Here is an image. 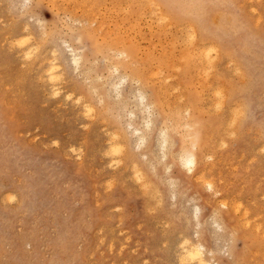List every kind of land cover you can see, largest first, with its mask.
I'll use <instances>...</instances> for the list:
<instances>
[{
  "label": "rangeland",
  "instance_id": "obj_1",
  "mask_svg": "<svg viewBox=\"0 0 264 264\" xmlns=\"http://www.w3.org/2000/svg\"><path fill=\"white\" fill-rule=\"evenodd\" d=\"M9 1H12L11 4L15 3L13 5V7H11L12 5L10 4ZM23 1H25V5H27V7L24 4H23L25 6V7L23 6L24 8L21 6V2L23 3ZM26 1L27 0H21V1L16 0V2H15V0H0V230H1L0 231V250H1L0 264H31V263L32 264H53V263L54 264H59V263L60 264H169V263H172V264H189V263H180V258H178V260L175 261V258L177 259V256L179 257V255H180V253L177 251L176 246H177L178 241H180L182 239V238H180V236L185 237L186 233L189 235L190 234L192 235L194 229H196L194 225L195 224L197 225V223H196L197 220H195V217H194V219L192 218L194 216V213H195V212L193 213V211H194L193 206L195 204V200L193 199L192 202H191V200L189 201L190 203L188 202V205H186V207H188L191 210H189L186 213V216L188 215L187 217L185 216L186 219L184 217L182 219L181 218L182 215L170 216V215L162 212L161 211L162 207L159 208L157 206L159 201H160L159 200L160 198H157L158 196L155 197L149 189L152 187L156 188L157 186L158 187L161 186L165 193H167V191L171 192L172 191L171 189L173 188L172 186H174L177 183V179H178V182H181V184L183 186L188 187L189 194H191L192 197L200 199L198 203L200 204L201 208H203V211L201 213V214H203L201 216V217H203V218H201L202 227H203L202 229L204 230V234L202 236L203 241L207 244V246L214 249L215 252L218 249V251L216 253L215 252L213 253L214 255H212V254L209 255V253H208L207 254L208 258H210V256L212 255L217 260H220L223 264H235L236 262H237L236 264H239V263L240 264H260V263L264 264V235H262V233L264 234V232L261 231V230H264V225H263L264 224V194H263L264 193V184H262V183H264V160H263L264 159V157H263L264 153H263V148L261 149V147L264 145V141L263 140L261 141V138L263 139V131H262L260 126L258 127V126H256V124L254 125L253 123H249V124L246 123V125L243 127L241 125L243 122V119L245 118V116L248 113L243 108H240L241 110L238 109L239 108L238 106L241 105V100L238 101V100H235L233 98V95H234L233 89L235 87L240 88L243 85L242 78H240V76H238L235 73L237 70H234L237 68L235 66L236 63L234 62V66H232V64L227 65V62L222 63L221 65L220 64L219 65L214 64V66L213 65L212 66H213V68L214 67L216 68L214 70L215 72L212 70L213 68L211 66L206 67L205 64H202L203 66L198 65V67L199 66L200 67L199 68L195 67L194 69H192V72H191V69L186 66V60H184V61L182 60V55L185 54L186 56H188V53H186L187 51L192 54V50L190 49L192 46L188 42L189 39L186 37L188 39V41H187V39H185V37L183 36V35H187V34H183L184 33L183 29L175 28L173 25H171V26L167 25L168 26V28H167L165 24H168V23H164L163 21L160 20V18H159L160 14L157 15L159 12H157V14H154V13L152 14L151 11H154L151 9L152 7L147 6V3H144L143 1H142V3H139V2H141L140 0H136V2H133V1L131 2L129 0L130 3L127 0H126L127 2L125 0H111V1L110 0H103V1L97 0V4H94V6H93L94 7L93 10H94V12L96 11V13H94L93 10L89 11V9H86V8H90L93 1H94V3H96L95 0H89V2L92 1V2H90L91 4L88 3V1L86 0L88 3V6L86 5L87 3L84 2V0H83V2H82V0H78V1L77 0H73V1L71 0L70 3L66 2V0L65 1L64 0H60V1L55 0V2H53L54 6L59 8L60 9L59 11H61L62 8L64 9L61 12H59V16L63 20H61L60 17L58 16V12L56 11L57 8L51 9V7H53V5L51 6L49 4L50 3L49 0H43V1L30 0L29 2L28 1L26 2ZM61 1H63V2H61ZM116 1H117V3H116ZM183 1H186V0H183ZM202 1H204L205 3L208 4V5L206 4V6L204 8V10L206 9L205 12L203 9H201L204 7V4L203 3H202L203 5L201 4ZM202 1L197 0V1H195V3L198 4V8H200L201 11L203 10L204 14L202 15L201 18H202V22L204 23L203 25L206 26L205 28H207L209 30H213V31H215V34L219 35L220 38H218V40H219L218 43L220 42L224 45H227L228 47L231 46L230 48H232V49L234 48L233 53L235 54V52H236L235 55H243L245 53L247 56L249 55V57L252 59L254 56L253 55L254 52H252L251 50H248L247 44L245 46L244 43L247 42L249 38H252V36L254 39H257V40H260V39H258V37L264 38V34H263L264 33V31H263L264 30V15H263L264 14V0H238V1L237 0H234V1L228 0V4H227V0H225V1H223V0H217V1L216 0H209V1L208 0H202ZM210 1L213 3L211 4ZM229 1L231 3L234 2L233 5L236 4L235 6L237 7V9L232 4H230ZM8 2H9V4H8ZM45 2L46 3L49 2L48 3L49 5L46 4ZM59 3H60V5H59ZM83 3L84 4L86 3V4L83 5ZM115 3L117 6L115 5ZM126 3H129V5L127 4L128 5V11L125 10V9H127ZM197 4H196V6H197ZM223 4H224V6H223ZM226 4H227V6H226ZM145 5L147 6V8L145 7ZM230 5H232V6H230ZM111 6H112V8H111ZM119 6H121L122 8ZM137 6L139 9H137ZM19 7H22L23 11L22 10L20 11L19 9H22V8H19ZM72 7H73V9H72ZM75 7L77 10L79 9L77 12H75L76 11ZM77 7H79V8H77ZM12 8H15V9L12 10ZM123 8H124V10H123ZM140 8L143 10V12H142V10H140ZM9 9H10V11H9ZM83 9H84V11L87 10V14H89L88 11L91 12L90 14H92V15L89 14L91 17H88L87 15H83L86 12L85 11L83 13ZM90 9H92V8H90ZM24 10L26 12H24ZM68 10H69V12H68ZM99 10H100V13H97V11H99ZM145 10H147L146 13L144 12ZM207 10H209L210 13ZM237 10H240V13ZM70 11L73 12V15H70L72 17V19L70 18V20H68V18H69L68 15L72 14V13H70ZM124 11H126L127 14H129L128 16L130 18L127 16V14H125ZM54 12L57 15H55ZM148 12L149 13L151 12V13L149 14ZM140 13L143 14L144 17H142V15ZM226 13H228V15ZM22 14H23V16H22ZM95 14H97V15H95ZM130 14L133 17L140 14V17L142 19H138V16H137V20L139 21L141 26L150 23L151 25L150 24L149 25L151 27H149V29L150 28L153 29L156 25L158 26V28L155 27L156 29L155 28L154 29L157 31H160V29H161V31H163V29L166 28V29H164V32L167 35L166 36L164 34L165 35V37H164L165 41H163L164 38H160V37L164 36L163 35L164 32H162V34H160L159 32L156 31V33L158 34L157 35L154 32V30L152 31L150 29V31L153 33L154 36L152 34H151L152 37L149 36L151 32L148 31L149 30L147 28L148 25H146L147 27H145V26L142 27L141 31H143L144 33L140 32V30H138V29H141V28H139L140 25L138 24V22H135L136 19H131L133 17ZM186 14L188 15V13H186ZM231 14H233L234 16ZM76 15L77 16L80 15V16H78L79 17L78 19L80 20L79 22L83 21L84 18L86 19V17H88L89 20L84 19L85 22L87 21V24L93 23V22H88V21H92V20L94 21L96 18L97 19L93 25L90 24L91 27L89 25L90 28H86L88 26L86 25V23L84 21L81 22L79 25V26H81V24H82V26H81L82 29H81L77 25V24H79V22H78V20H76L77 19ZM93 15H95L96 18ZM151 15H153V17ZM235 15H236V18H237V16H239L240 22L242 24L246 25V26L243 25L244 27L242 28L243 30H241V31L240 30L238 31V29H237V31H234V29L232 30V28L230 27L231 26L230 21L232 22V18H234ZM31 16L34 18H31ZM66 16H68V17H66ZM73 16H74V18H73ZM145 16H146L147 20L149 21V23H147L148 21L146 20ZM156 17H157L156 21H153ZM134 18H136V17H134ZM36 19L39 20L38 23L36 22V21H38ZM73 19L76 22V23H74V25L75 24L76 25L74 26L71 24L72 27L71 26L69 27L70 23H73V21H74ZM100 20H102L104 22V26ZM141 20L143 22L146 20L147 22L142 24L143 22ZM184 20H188V16ZM204 20L205 21L208 20V21L205 22ZM68 21H69V23H68ZM117 21L119 24L117 23ZM131 21H132V23H131ZM62 22H63V24H66V22H67V24H69V25H67V24L63 25ZM97 22H99V23H97ZM134 22L137 24H135ZM160 22L161 23L163 22L164 24L162 23V25H161ZM39 23L41 25H43L45 23L44 24L45 28L42 29L43 31L39 28L44 27V25L40 27ZM83 23H85L86 29L83 28L84 27ZM130 23L135 24L137 26L139 25L138 28L135 25H132V26H134V27H132L133 29L130 27L131 30H133V31L135 30L134 32L136 34L134 32H132L131 30H129L130 29L129 26H131ZM159 23L161 26L158 25ZM256 23L257 24L259 23L260 29L257 27L258 25ZM100 24H102L103 27H101V30L99 32L97 25H100ZM26 25H27V27L28 26L30 27L27 31L25 30ZM100 26H98V27H100ZM126 26H127V28H126ZM184 26H186V24ZM254 26H256L257 28ZM19 27H22V28L18 29ZM76 27L79 29H77ZM120 27H121V29H119ZM122 27H124V28H122ZM75 28L77 30H74L72 32V29H75ZM13 29H14V31H13ZM30 29H31V31H30ZM83 29H85V31ZM111 29H112V31H111ZM125 29H127L128 34L130 33L131 35H128L127 31ZM244 29H245V31H244ZM248 29H249V31H248ZM39 30H40V32H39ZM95 30L97 32H95ZM136 30H137V32L139 31L138 33L141 35H139L136 32ZM167 30H170V31H168V33L170 35H168ZM178 30H180V32H178ZM201 30H202V27H201ZM201 30H200V28L198 29L199 33H197V34H198L199 38H200V35H203L200 33ZM250 30L251 31L254 30V31L251 32ZM255 30L257 32H255ZM29 31L32 34L31 33L28 34ZM86 31H89V32H86ZM129 31H131V32H129ZM145 31L148 32L149 34L146 33ZM9 32H11V33H9ZM48 32L50 33V36H48L49 35ZM104 32L106 34H104ZM219 32H221V33H219ZM259 32H261V33L263 32L262 33L263 36ZM34 33L36 36L34 35ZM125 33L128 36L125 37ZM223 33L225 35H223ZM19 34H21V35H19ZM23 34H24V36H26V35L27 36L24 37ZM37 34H39V35H37ZM44 34H47V35L44 36ZM143 34L146 36H144ZM28 35H30V36H28ZM40 35H42L41 36L42 38L39 37ZM104 35H107L105 37V41L106 42L108 40L109 41H108V44H104V45H106V46H104L105 47L103 49L104 51H101L99 49L100 41H101V44H103L102 42L104 39H102V40H100V39L103 38L102 36H104ZM122 35L127 39H129V37L131 38L134 35V37H135L134 39H137L140 44H141V41L146 39V37L148 38V39H146L147 41L150 40V41H148L149 44L145 40L144 41L145 44H144V42H142L143 45L142 44L140 45V44H138V42H136L137 40L132 39L134 41V43L136 42V44H135L133 56L131 55L130 58H132V60L134 59L135 62H134V60L132 62L131 59L129 57H127V55L125 56L123 54L124 55V57H123V55L121 53H117L116 48L114 47V45L111 44L112 39L116 38V36H122ZM11 36H13L14 38ZM46 36H48V37H46ZM150 37L152 38V40L150 39ZM177 37H179V38H177ZM246 37H247V41H246ZM140 38H143V40H140ZM168 38H169V40H168ZM170 38H172V39H170ZM199 38H197V40H199ZM36 39H38L37 40L38 45L35 44L37 42ZM76 39L78 40V42L76 41ZM222 39H223V41H222ZM22 40L24 42H26V44L28 46L27 48L30 47L32 50L35 47L33 49L34 50L33 52L35 53V55H34V53H33V55L35 57H33V55L31 57L33 61L30 60V58L27 59V57H26V59H24L25 57H23V55L25 56V52L27 49L25 47L26 46L25 43L22 42ZM33 40H35V42ZM39 40H40V44H39ZM41 40H42V42H41ZM62 40H63V42H62ZM16 41H18V42H16ZM31 41H32V43H31ZM43 41H44V43H43ZM45 41H46V43H45ZM169 41L172 42V44ZM179 41H180V43H179ZM19 42H20L21 46L19 45ZM66 42H67V44L69 43L68 45L71 46L73 49H75V51L76 50L79 51V52L76 51L77 57L79 56V54H80V56H82L81 61L79 58L80 56L77 58L79 61L78 65L79 64H82V65L86 64V65L77 66V64H75L73 62L75 64L74 68H73V64L71 61H72V59L74 60V58H72L73 56L71 53L69 54V52H71L70 48H67V50L65 49L66 47H69L68 45L67 46L64 45ZM62 43H64V44H62ZM109 43H110V45H109ZM152 43L153 44L156 43V44H154L155 45L154 48H153L154 45H152ZM162 43H164L165 46L167 44L168 47L167 46H166L167 48L164 47V45ZM28 44H31V46H29ZM147 44L149 45V48L147 47L148 46ZM239 44H241L242 46ZM44 45H45V47H44ZM139 45H140V47L141 46L144 47V45H147L146 48H148L149 51L152 50L153 53H151V51L147 52L146 51L147 49L145 50V49H143V47L142 48L139 47V49H140V52H139V49H138ZM150 45H152V47ZM170 45H173V46H170ZM184 45H186V46H184ZM41 46L44 48L42 49ZM136 46H137V48H136ZM157 47H159V49ZM162 47H164V48H162ZM160 48H162V49H160ZM168 48H171V50H169ZM180 48H181V50L183 48V51L185 53L183 51H181ZM185 48H189L191 52L189 51V49H187V51H186ZM18 49H20V50L18 51ZM52 49H54L53 53H56V54H53L51 52ZM97 49H98V51H97ZM111 49H112V51L114 50L117 53V55H116V53L112 54ZM21 50H24V54H23V51H21ZM41 50H44L43 52H45V53H43V54L47 58H41L43 55ZM142 50H143V52H142ZM177 50L182 52V54ZM16 51H18V52L21 51L22 53L20 52L18 54V52H16ZM99 51H100V53H98ZM156 51H157V53H156ZM158 51H159V53H158ZM248 51H250L251 52L250 54H252L253 56L250 54H247ZM38 52L40 53L39 57H38V59H40L39 61H37L38 59L36 58V56H38ZM50 52L52 53L51 56H50V54H51ZM137 52L139 53V55ZM168 52L171 54H169ZM143 53H145V54L143 55ZM147 53H148V55H150V54L151 55L148 56V55H146ZM155 53L157 55L160 54V55H158L159 57L156 56ZM175 53L177 56L178 55L180 56V54H181L180 58H179V56L177 57L176 55H174ZM57 54H58V56H57ZM119 54L122 55V60L124 61V63H125L124 66L126 67V68L122 67L123 70L121 68L119 70V73L124 74L126 72V74H124V75L128 76L127 78H130V79L126 80L127 81L126 84L125 83L119 84L120 83V82H118L119 81V79H118L119 73L117 75V71L115 73L114 70L108 69L112 66L113 62H114V66L115 65L119 66V64L122 65L123 61L120 58H118V59L116 58V57H121V55H119ZM115 55H116V57H115ZM136 55L138 56V58H136ZM161 55L165 56L164 57L166 59V60L164 59L165 61L162 60L163 56H161ZM167 55L168 56L170 55V56L168 57ZM70 56L72 59L69 58ZM110 56H112L114 59L115 58L116 59L115 60L113 59L114 60L113 61L112 57H110ZM151 56H153L154 58L152 57L151 58L152 60H149L150 59L149 57H151ZM192 56L195 57L194 54H192ZM142 57H144V58H142ZM145 57H147V60H149L148 61L149 63H146L147 60ZM156 57H158L159 59ZM34 58H36L37 60H35ZM58 58H59V60H57ZM109 58H111V59H109ZM176 58H178V60L180 59L181 61L180 60L178 61ZM51 59L52 60L55 59V62L57 64L58 63L62 64V65L58 64L59 67H62V68L58 69L59 72L63 71V73H60V75H62V76L59 77V80L57 81L58 86L59 87L61 86L60 89L62 91V92H60V94H58L59 97H55V95H53L51 88L47 84V78H46L45 72H44L46 63L49 62V60L51 61ZM66 59H68V61ZM105 59H108V61L112 60L113 62L110 61L111 62V64H110V62L105 61ZM136 59L138 61L140 60L139 64L137 63ZM23 60L25 61V63ZM60 60H63L62 63ZM120 60H121V63L118 62ZM129 60L131 62H129ZM141 60L142 61L145 60V61L141 62ZM156 60H158L159 63L162 61L164 63V64H162L163 67L160 66L159 63H156L157 62ZM168 60L173 61V62H170ZM30 61H32V62H30ZM36 61H37V63H36ZM66 61H67V63H66ZM96 61L98 64L96 63ZM26 62L27 63H34V65L33 64H27ZM128 62L131 64H129ZM214 62L216 63L217 61L214 60ZM105 63L108 65H105ZM133 63H135V64L137 63L139 66H140V63H142V64L145 63L144 66L141 65V68L142 69H143V67H147V68L143 71L137 65L139 67V69H136L137 66H134ZM170 63H171V65H170ZM172 63H173V65H172ZM91 64H93V65H91ZM94 64L96 65V67ZM146 64H149L150 66L148 67V65H146ZM29 65H33V67L32 66L30 67ZM152 65L155 67L152 68L153 67ZM170 66H173V69H170L169 68ZM229 66H230V68H229ZM82 67H84L85 70ZM131 67H132V69H131ZM184 67L187 70H185ZM225 67H226V69H225ZM227 67H228V70H227ZM76 68L79 69V70H77L78 72L76 70H74ZM80 68L85 72L83 73V71ZM91 68H93L92 72L90 71ZM112 68H113V66L111 67V69ZM87 70L89 72V75H87L88 72L86 73ZM135 70L139 73V75L143 72L145 73L144 75L141 74L144 76L145 80H143V76L140 75L141 76V80H140L141 83L139 82L136 84V81L134 80L135 78L132 76V72ZM139 70H140V72H139ZM141 70L143 72H141ZM146 70H149L150 72L146 71ZM157 70H158V72H157ZM161 70L163 71V73ZM198 70H200L201 72L205 71V72H203L204 74L206 73V70L210 71V72L208 71V73L206 74L205 77L206 78L208 77L207 78L208 84L210 83L211 85L210 84L208 85L207 83H205L204 75L201 74L200 71L198 73ZM212 71L214 72V74ZM90 72L94 73V74H91ZM148 72H149V74H148ZM154 72H157L158 74H160L159 72H161L162 74H160V75H162V76H158L157 73H154ZM186 72H187V74H186ZM217 72L219 73L218 75H217ZM150 73L151 74L154 73V75H155L154 78ZM170 73H171V75L173 74V76H171V78L169 76L168 77L169 79H166L167 76L170 75ZM184 73H185V75H184ZM209 73H210V76H209ZM211 73L213 75H211ZM239 73L240 72H238V74ZM84 74H85V76H84ZM129 74H131V75H129ZM196 74L198 76L197 78H196ZM146 75H147V77H146ZM163 75H164V78H163ZM37 76L41 80H39L37 78ZM97 76L100 78L97 79L98 78ZM178 76L179 77L181 76V77L179 78ZM199 76H201V77H199ZM226 76H227V78H226ZM65 77H66V79H65ZM101 77H102V80H101ZM103 77H104V79H103ZM159 77H161V78L159 79ZM172 77H173V79H172ZM183 77H184V79H183ZM188 77H192V78L194 77L195 80L192 81L191 78H188ZM60 78L62 79V81ZM88 78H89V80H88ZM113 78H115V79H113ZM177 78H179V79H177ZM93 79H94V81H93ZM112 79H113V81H112ZM161 79L163 80L164 83L160 81ZM220 79H222V80H220ZM132 80H134L135 82H133ZM151 80H153V81L157 80V81H155V82L152 81L153 83L149 85L148 83H151ZM167 80H169V81H167ZM202 80L204 81V83L207 86L202 85V83H203ZM207 80H206V82H207ZM96 81H98L99 83L98 82H97L98 84L95 83ZM165 81L167 84H165ZM188 81L190 82V84H188ZM84 82H86V83H84ZM110 82H112V83L110 84ZM117 82H118V84H117ZM220 82H221V84H220ZM91 83H93V85ZM169 83H170V87L168 86ZM171 83H172V85H171ZM178 83H180V84H178ZM214 83L215 84L218 83V84L215 85ZM235 83H236V85H235ZM60 84H62V85H60ZM87 84H88V86H87ZM96 84H97V86H96ZM114 84L117 86H120V89L122 88L121 91H122L123 96H121L120 98L118 97V95L114 91L115 88H113V87H117V86H114ZM140 84H142L143 86ZM212 84L214 85V87ZM263 84H264V81H263ZM45 85H47L48 87ZM191 85H193V86H191ZM227 85L228 86L230 85L229 87H231V88L226 87ZM62 86H64V87H62ZM101 86H102V89H101ZM126 86L127 87L131 86V88L130 87L127 88ZM140 86H142L141 89H143V91L139 88ZM144 86H147V88L144 89L145 88ZM163 86L165 87V89ZM177 86H178V88H176ZM202 86H204V90L200 89V88H202ZM208 86H210L209 90H207ZM72 87H73V89H72ZM183 87L185 90L183 89ZM186 87L188 88V90ZM93 88H94V92H95V90H97L96 93L91 91ZM134 88L136 90L138 89V91L140 89L142 92L147 94L148 95L147 99L149 101L152 100L151 102L154 103V105H156L154 107V105L152 104V106H153V112L152 113L153 114L155 113L153 115V117H154L153 120L155 121L156 128L153 130V139L151 142L152 147H153L152 150L154 149V152H152V154H150L151 156H148L151 161L150 160L146 161L147 157L145 158V156H144V158L146 160H144L143 156L142 157L140 156L141 158L138 156L139 159H141L140 161L138 158H136L137 166L139 168V172L142 169L144 170V171L142 170L141 174L139 172L134 173V170L131 167L133 159H129V161H128V158H133V155H140L139 153L144 152V150L146 148V145H141L140 142H138L136 139H134V138H136V136L132 132V126L134 125V122H140L141 121L140 119L142 117L140 110L137 108V104L139 102L135 98L132 99V96H130V91L134 90ZM196 88H198L197 94L198 93L201 94L198 97H196L197 96L196 95ZM107 89H110L111 91L107 90ZM128 89H130V90H128ZM171 89L174 91H172ZM180 89L182 91L179 92ZM190 89L192 91H190ZM215 89H216V91H215ZM222 89L223 90L227 89V90H225L226 91L225 95L228 94L227 97L224 95L226 100H223L221 98V96L223 97V95H221V94L225 93ZM69 90L73 93L72 96H71V92ZM157 90H158L159 94L156 93ZM163 90H165V91H163ZM167 90L168 91L170 90L171 94L174 97L172 95L170 96V92H168ZM217 90H220V91H217ZM221 90L223 91V93ZM65 91L67 94L69 93V95H67L66 97L67 98L70 97L71 99L70 98L67 99L65 97V95H66ZM112 91H114V93L117 96ZM187 91H188V93H187ZM201 91H203V92H201ZM213 91L217 92V93L220 92V94H217V95H221V96H219L218 100L216 99L218 96L216 94H214ZM127 92H129V93H127ZM182 92H183V94H182ZM189 92H190V94H189ZM262 92L264 93V89ZM76 93L79 94V96L76 95ZM109 93L110 94L112 93L111 97H109V95H110ZM173 93H175V94H173ZM210 93H213L211 95H213L214 96L213 98H215V99H213L211 97ZM167 94H169V95H167ZM51 95H53V96H51ZM107 95L109 98L107 97ZM156 95H157V97H156ZM206 95H208V96L210 95L209 97H211V98H208ZM215 95H216V97H215ZM82 96L84 97L85 100L83 99ZM128 96L130 97V100H129ZM77 97L78 98L82 97V99H81L82 102H84V103L86 102V104L88 103L90 108L92 107L94 110L96 109L95 111L93 110L94 114L92 111L86 112V110L82 106L78 105L77 100H76ZM97 97L102 98L103 102H101L102 100L101 101L98 100ZM187 97H189V99ZM234 97H235V95H234ZM111 98H113V99H111ZM115 98H119V99L118 100L116 99V101L114 102ZM121 98H122V100H121ZM166 98H167V100H166ZM184 98H185V100H183ZM228 98H229V100H228ZM186 99H188V100L186 101ZM220 99H222L223 101L228 100L229 103H228V101L223 102ZM169 100H171V102ZM87 101H89V102H87ZM117 101L118 102L120 101L121 104L116 103ZM122 101H123V103H122ZM124 101H126V102L124 103ZM161 101L164 103H162ZM181 101H185L186 104H185V102H181ZM199 101H200V104H199ZM203 101H206V103ZM210 101H211V103H210ZM174 102H175V104H174ZM176 102H178V103L181 102L180 103L181 105L177 104ZM188 102L193 106L194 110L191 111V109H190V107L192 108L191 105L188 108L186 107L188 105L187 104ZM201 102L203 103V105H201L202 104ZM216 102L217 103L219 102V103L216 104ZM221 102H222V104H220ZM239 102H240V104H239ZM167 103L168 104L172 103L175 107L177 106L178 108L179 107H182V108H179L181 110H178L176 107L175 111H173V114H172V111L170 109L168 110L169 106ZM212 103L215 106H217V105L218 106L215 107V106H213ZM227 103L230 106H228ZM92 104H95V105L97 104L96 108L94 107L95 105H92ZM100 104H101V107H100ZM104 104H107V105H104ZM183 104H185L186 106ZM209 104H211L212 106H210ZM109 105H112V106H109ZM157 105H159V106H157ZM196 105L198 106L197 109H196ZM222 105H224V106L222 107ZM164 106H166V108ZM201 106L204 107V109H200V108H202ZM235 106H237L238 108H236ZM158 107H161V108H158ZM205 107H207L208 109ZM224 107H225V111L223 109ZM233 107H235V108H233ZM110 108H112V109H110ZM135 108H137V109H135ZM100 109H102V110H100ZM107 109L109 111L112 110V112L109 113ZM159 109L162 111V113H161V111H159ZM188 109H190V111H188ZM213 109L215 111H213ZM218 109H220V113L224 112V113H221V115L224 114V118L221 120V123L217 124L218 128L219 127H221V128L217 129V126H216L215 129H212L209 131H204L205 129H202V128H204L206 121L208 123L209 120H212L213 114H214L213 117L220 115L218 113V111H219ZM236 109L240 110V112L237 111V112H239V113H237L238 115L235 114V112H234V110H236ZM183 110H185V111H183ZM221 110H223V111H221ZM103 111H105V112L103 113ZM167 111H168V113H167ZM199 111L201 114L198 113ZM256 111H258V110H256ZM85 112L86 113L92 112L91 116H94V117H92V119H93V121H95V120L96 121L93 122L91 118L88 119V117H90L89 116L90 113L88 114V116H86V115H84ZM180 112L183 115H180ZM184 112L185 113L188 112V113L184 114ZM252 112H251V114L249 113V119L252 118L255 114L254 112L253 113ZM95 113H96V115H95ZM97 113H98V115L99 114L100 115L98 116ZM130 113L133 114L135 116V118H131L133 115L131 116ZM156 114L159 115V116L157 115L158 118L156 117ZM175 114L176 115L178 114V115L176 116ZM189 114H191V115H189ZM204 114H206V115H204ZM82 115L85 116V118ZM188 115H189V117H188ZM194 115H196L197 117ZM183 116H187V117L185 118ZM173 117L176 119H174ZM258 117L264 118V109L259 111ZM118 118H120V119L117 120ZM155 118L157 119V121ZM191 118H196L195 122H192V121H194V119H191ZM201 118H204L205 121L204 120L202 121ZM231 118H233V119H231ZM132 119H133V122H130V121H132ZM99 120H101V121L103 120V121L101 122ZM171 120H173V121H171ZM177 120H179V121H177ZM231 120L232 121L234 120V122L238 121L237 122L238 124L237 123L234 124L232 122L233 124L230 127L229 122ZM170 121L173 123H175L174 121H177L178 123L177 122L176 123L178 124L177 127H179L178 128L179 130H177L176 125H174L172 123L175 126V129H174V126L171 125ZM189 121L192 122V124L190 126H192L191 127L192 129L194 128L193 131H192V129H189L190 128L189 124H188ZM223 121H226V122L224 123ZM239 121H240V123H239ZM164 122H166V123H164ZM180 122L184 123V125L181 124ZM130 123L133 125L131 126ZM180 124L182 127L180 126ZM230 124H231V122H230ZM169 125H170V128H172L174 133L171 132L172 130L167 129V128H169L168 127ZM187 125H188V128H187ZM201 125H203V126H201ZM222 125H223V127H222ZM233 125L234 126L240 125L239 127L243 130L239 129V127L238 128L236 127V128H234V130L236 129L237 131H234L232 128ZM128 126H130L129 127L130 129L128 128ZM161 126H162V128H161ZM165 126H166L167 130L165 129ZM121 127H123V128L121 129ZM124 127H125V129H124ZM229 127L232 129V130L230 129L231 131L228 130ZM138 128H141L142 131H143V129H144V131H149V130H147L148 128L145 126V124L144 125L141 124L140 127H138ZM200 128H201V130H200ZM181 129L182 130L184 129V131H182ZM185 129L188 131L189 136H188L187 131ZM248 129H249V131H248ZM159 130L166 131V133L168 135L170 134L169 136H170L171 140L169 143L170 144L173 143V145H170L172 154H171V157L169 156L167 159V166H165V164H164L165 160L161 159L163 157V155H161V153L163 151L161 148V143H160V141H158L159 138L158 139L155 138L156 137L155 134L157 135V132H155V131L159 132ZM218 130H219V132H218ZM222 130L223 131L225 130V132H223ZM256 130H258V131H256ZM168 131H169V133H168ZM180 131H181V134H180ZM196 131H197V133H196ZM108 132H109V134H108ZM125 132L127 133V136H125L126 135ZM128 132L130 134H128ZM177 132H179V134H177ZM193 132H195L196 134L194 135ZM211 132L214 133V135L218 134L217 136H215V138H217V140L214 139V137L211 138V140H215V141H213L212 145H211L212 142L210 141L211 142L210 146L212 148V152L217 157H219L218 155L227 153L228 150H231V148H234L235 146H237V152L231 156L232 159H230L231 157L229 158L228 156H226V159L224 160L225 162L223 161L224 164L223 163L221 164V165H225V166L219 165L216 167V169L212 170L213 174L216 173V174H214V176H215L214 180L216 179L215 182L218 183V185L219 184H223V185L226 184L225 186H227V188L230 187L229 192L234 194L233 197L236 196V198H235L236 200L233 203L236 205V204H240L237 202H241L242 205H238V206H241L242 208L240 209V207H239V209H238L239 212L236 210L237 216L234 215L235 213H231L232 211L235 212L236 207H235V209H234V207L232 208V205L234 206V204H232L230 202L231 207H228V206H230L228 204L227 205L228 208L226 207V209H224V206L221 208L220 204L223 203L224 202L223 200H226V198L222 197L223 199H221V197L219 196L216 198V199H218V201L217 200L215 201V197L210 195V192L207 190L206 186H204L203 181H201L203 179L199 176H195V177L191 176L188 173L187 169L183 166L181 159H180L179 150H180L181 144L187 143L185 140L188 137L190 139V137L192 135L193 138H191V140L193 142L194 140H196V137H198L200 135L201 136L203 135V137L205 135L212 137ZM220 132H222V133L219 134ZM231 132H235V134H233V133L232 134H233V138L235 135L237 140H235V138H234V140H233V138L231 139V135H232ZM239 132H241V134L243 133L242 135H244V136L246 135V137L248 136L247 140H249L250 142L249 141H247L246 143H244L243 141L241 142L240 139H244V136L242 137V135ZM259 132H260V135H259ZM114 134L116 137L112 136ZM132 134L134 135V137H132ZM184 134L186 135V138H185V136H183ZM197 134H199V135L197 136ZM227 134L230 135L231 140H229V138H228L229 135L227 136L228 139L226 138ZM129 135H131V136H129ZM179 135L181 137H179ZM238 135H241V137ZM123 136L125 138L131 137V139H133V141L128 138L130 140V142L132 141L130 143L129 140L123 139ZM182 136L184 138H182ZM221 136L222 137L224 136L226 139L224 137H223L224 139H222ZM112 137H114L113 141H115L114 143L116 145L114 143H112L113 142ZM109 138H111V139H109ZM115 138L117 140L118 139L119 140L117 141ZM154 139H155V141H154ZM108 140H110V143ZM191 140H190V143H191ZM124 141H125V143H124ZM156 141H157V143H156ZM136 143H137V145H135ZM226 143H227V145H225ZM247 143H249V144H247ZM259 143H261V144H259ZM106 144L108 145V148L112 147V148H109V149H111V151L108 148L104 149L106 147L104 145H106ZM119 144L121 147L126 144L124 146L126 149L125 148L122 149V153H124V154H122L120 156H119V154L118 155L114 154L115 158H114L113 154H110L111 156L108 155L109 156L108 157L107 153H109V152L112 153V149L114 151L116 146L119 147ZM174 144H175V146H174ZM220 144L222 145V148H220L221 147ZM224 145H225V147H223ZM256 145L258 146V148H256L257 147ZM126 146L128 147V150H127ZM172 146H173V148L174 147L175 148L173 149ZM215 146H217V147L220 146V147L215 148ZM72 147L73 148H81L84 150L85 154H84L83 159H76L75 154L72 153V150H71ZM121 147H119V148H121ZM259 147H260V149H259ZM129 148H131V149H129ZM246 148L249 150L250 153H252L254 155L252 156V154H247L249 152H248V150H246ZM218 149H221V150L219 151ZM106 150H107V152H106ZM124 150H125V152H124ZM139 150H143V151L139 152ZM259 150H260V153L258 152ZM128 151L131 154H129ZM133 151H135V152H133ZM103 152H105V153H103ZM126 152H127V154H125ZM176 152H178V153H176ZM175 153L178 154L179 156L175 155ZM120 154H121V152H120ZM128 154H129V156H128ZM259 154H262V157H260L261 155L259 156ZM116 155H117V157H116ZM235 155H237V156H235ZM152 156H155V157L153 158ZM238 156H240V157H238ZM175 157H177V159ZM119 158L121 160H123L124 162L120 163L121 160ZM124 158H125V160H124ZM113 159H117V160L119 159V161H120L119 163L117 162V160H115V161L117 162V164H119V166H120V164L121 165L123 164V167L120 166V168H119L118 165H115L116 162L114 163ZM235 159L237 161H235ZM179 160L181 163L179 162ZM239 160H241V162L243 161V164H241V162ZM111 161H113V162H111ZM142 161H143V164H142ZM246 161H247V164H246ZM258 161H260L262 164V166H260V169L262 171L260 170V172H257L254 176H251L249 173L251 171L252 165L254 162H258ZM109 162H110V164L113 163L114 166H116L118 169L117 168H115V169L110 168L111 166L113 167V164H111V166L109 167V165H107V164H109ZM125 162L127 163L126 166H125ZM163 165H164V168H162ZM172 165H173V167H172ZM181 165L183 167H181ZM149 166H150V168H149ZM246 166L247 167L249 166V169ZM145 167H146V169H145ZM167 167H171L172 170H171V168H167ZM150 169H152L151 171L153 173L150 172ZM156 169H157V171H155ZM165 169L166 170L170 169L169 170L170 172L166 171ZM245 169H247L248 171L247 170L245 171ZM235 170H238V172L241 170V172L238 173ZM154 171H155V175L157 176L155 178L153 176ZM132 172L137 177L134 174H132ZM143 172H144V174H142ZM167 172L170 174L169 177H166L168 175ZM236 172L238 175L236 174ZM244 172H246L247 175L244 174ZM145 173H147L146 174L147 177L145 176ZM165 173H167V174L165 175ZM111 174H113L114 176ZM186 174H188V175H186ZM92 175H93V177H92ZM141 175H142L143 179H141ZM163 176H165V178ZM106 177L108 178V181H107ZM145 177L147 179L148 178L149 179L147 181H145V179H144ZM139 178H140V180H137ZM171 178L173 180H171ZM197 178H199V179L201 178V179L199 180ZM217 178H218V180H217ZM150 179H151V181H150ZM168 179H170L173 183ZM175 179H176V181H175ZM221 179H223V180H221ZM121 180H122V182H121ZM124 180H125V182H124ZM156 180H157V182H156ZM230 181H232V182H230ZM161 182H162V184H161ZM114 183H116V184H114ZM141 184L144 187L147 186V187H145V189L147 188L148 192H146V191L143 192L144 187H141ZM172 184H174V185H172ZM252 184H254V185L257 184L256 186H254L255 187L254 190H253ZM128 185H130V186H128ZM148 186H149V188H148ZM5 188H7V189H5ZM239 189H241V192H239ZM255 191H257V192H255ZM107 192H108V195H107ZM16 194L18 195L16 197L17 199L15 197L14 198L12 197ZM194 194H197V195H194ZM209 195L211 196V198ZM128 196L132 200H130L128 202L127 210L125 209V207H124V209H123V207L120 209H116L115 208V201L118 198H121V199L126 201ZM195 196H197V197H195ZM154 197H155V199H154ZM202 197L204 200L202 199ZM256 197H257V199H256ZM9 198H10V200H9ZM219 198L223 202L222 201L220 202ZM12 200H14V201H12ZM33 200H37L39 202L40 206L29 208V204ZM144 201H146V207L145 208H143ZM154 202H156V203L154 204ZM206 202L207 203L209 202V204H207ZM24 203H26V204H24ZM191 203H193V205ZM227 203H229V202H227ZM256 204H257V206H256ZM133 206H135V207H133ZM155 206H157V207H155ZM238 206H237V208H238ZM177 208L180 209V207H177ZM142 209H144V210H142ZM230 209H232V210H230ZM244 211H248V217L249 218H247V215L245 216L246 218L243 217ZM261 212H262V214H261ZM123 213H124V216L122 215ZM214 213H216V214H214ZM213 215H214V217H212ZM216 216H222L226 220V222L231 226V228L235 227V228L230 229L232 232L234 229L233 233L238 238V240L235 243V252H234L233 259L230 256L229 252L227 251L229 249V247H227L228 244L226 245L227 242L221 241L222 242V244H221L220 241L217 242V240H215L216 239L215 233H214V230L216 231V227L214 224L215 222H211V221H215L212 218H215ZM242 217L246 220L250 219L248 221L245 220V223L248 222L247 225L245 224V226L248 227L250 222L252 221L253 225L259 224L263 229L259 225H257V228H258V230H257V228H254V226L252 227L251 224L249 226L250 229L249 228L245 229L246 227L244 225H242L244 223ZM209 218H211V219H209ZM184 220H185V223L183 222ZM193 220H195V222ZM168 221H170V223ZM67 227H68V230H67ZM251 228H253V230ZM259 228H261V230H259ZM59 230H61L62 233ZM168 230H169V232H168ZM235 231H236V233H235ZM257 231H261L260 232L261 234ZM169 233H171V234H169ZM184 233H185V236H183ZM64 234H66L67 236L66 235L64 236ZM244 234H246V235H244ZM213 238L216 242L215 244H214ZM227 239H228V237H227ZM28 241H32L34 246L32 247L30 245H27L26 243ZM174 241L176 242V244ZM160 244H161V246H160ZM215 245H217V246H215ZM172 249H173V252H172ZM12 251L15 252L16 254L13 253ZM175 252L179 253V254L175 255ZM9 254H10V256H9ZM232 261H233V263H232ZM176 262H179V263H176ZM192 264H194V262Z\"/></svg>",
  "mask_w": 264,
  "mask_h": 264
},
{
  "label": "bare ground",
  "instance_id": "obj_2",
  "mask_svg": "<svg viewBox=\"0 0 264 264\" xmlns=\"http://www.w3.org/2000/svg\"><path fill=\"white\" fill-rule=\"evenodd\" d=\"M18 1H21V0H18ZM28 2L30 1V0H27ZM26 1V2H27ZM38 1H43V0H38ZM50 1V3L49 2H45L46 4H50L51 6L53 5V7H51V9H56L57 7H55L54 6V4H53V2H55V0L53 1H51V0H49ZM56 1H58V0H56ZM60 1V0H59ZM65 1V0H64ZM70 1L71 0H66V2H68V3H70ZM73 1V0H72ZM78 1V0H77ZM88 1V3H90V2H92V1H90L89 2V0H87ZM87 1L86 0H84V2H86L87 3ZM96 1V3H94V1H93V3H92V5L90 6V8H92V9H90V8H86V9H89V11L90 10H93V6H94V4H97V0H95ZM103 1V0H102ZM111 1V0H110ZM126 1V0H125ZM127 1H129V0H127ZM126 1V2H127ZM131 2L133 1V2H136V0H130ZM130 1H129V3H130ZM141 2H139V3H142V1L144 2V3H147V6H149V7H152L151 9L152 10H154V11H151L152 12V14L154 13V14H157V12H159L157 15H159L160 14V20L161 21H163L164 23H168V24H165L166 25V27L168 28V26H171V25H173L175 28H179V29H183L184 31V33L183 34H187V35H183L184 37H185V39H189V41H188V39H187V41L189 42V44L192 46L190 49L192 50V54H194V56L195 57H193L192 56V54L191 53H189L188 51H187V49H189V48H185V50L187 51L186 53H188V56H186L184 53V51H183V48H182V50H181V48H180V50L181 51H183L184 53V55H182V60L184 61V60H186V66L188 67V68H190L191 69V72H192V69H194L195 67H197V68H199L198 67V65H201V66H203L202 64H205L206 65V67H208V66H211L212 68H213V66H214V64L215 65H221L222 63H225V62H227V65L228 64H232V66H234V62L236 63V69H234L233 67V69L234 70H237L235 73L238 75V76H240V78H242V82H243V85H242V87H240V88H234L233 89V93H234V95H235V97H234V95H233V98L235 99V100H238V101H240L241 100V107L240 106H235L236 108H238V109H240V108H243L244 110H246L247 111V115L245 116V118L243 119V122H242V127L243 126H245L246 125V123H253L254 125L256 124V126H260L261 127V129H262V131H263V139L261 138V141L263 140L264 141V118H259L258 117V114H259V111H261V110H263L264 109V93L262 92L263 91V89H264V84H263V81H264V38H262V37H258V39H260V40H257V39H254L253 38V36H252V38H249L248 39V41H247V37H246V41L247 42H245L244 40V45L246 46V44H247V46H248V50H251L252 52H254L253 53V55L252 54H250L251 52L250 51H248V53L247 54H250V55H252L253 56V58L251 59L250 57H249V55L247 56L245 53L243 54V55H235L236 54V52H235V54L233 53V49L232 48H230V47H228L227 45H224V44H222V43H218V38H220L219 37V35L218 34H215V31H213V30H209V29H207V28H205L206 26H204L203 24V22H202V15L204 14L203 13V10H204V8H205V6H206V4L207 3H205L204 1H202V0H200V1H202L201 2V4L203 3L204 4V7L203 8H201V9H203L202 11H201V9L200 8H198V4L197 3H195V1H197V0H186V1H183V0H140ZM146 1V2H145ZM209 1V0H208ZM217 1V0H216ZM223 1H225V0H223ZM232 1H234V0H232ZM238 1V0H237ZM10 2V4H11V2L12 1H9ZM9 2H8V4H9ZM14 2V1H13ZM15 2H16V0H15ZM61 2H63V1H61ZM75 2V1H74ZM82 2H83V0H82ZM100 2V1H99ZM207 2V1H206ZM211 2V1H210ZM230 2V1H229ZM7 3V2H6ZM77 3V2H76ZM85 3V4H86ZM88 3L86 4L87 6H88ZM101 3V2H100ZM116 3H117V1H116ZM116 3H115V5H116ZM129 3H126V5L128 4L129 5ZM213 2H211V4H212ZM216 3V2H215ZM15 4V3H14ZM14 4H11L12 6L11 7H13V5ZM20 4V3H19ZM25 5V1H23V3L21 2V6L23 7L24 5ZM48 4V5H49ZM63 4V3H62ZM67 4V3H66ZM74 4V3H73ZM81 4V3H80ZM84 3H83V5H85ZM91 4V3H90ZM114 4V3H113ZM122 4V3H121ZM196 4H197V6H196ZM202 4V5H203ZM227 4H228V0H227ZM227 4H226V6H227ZM230 4H234V2L233 3H231L230 2ZM239 4V3H238ZM249 4V3H248ZM261 4V3H260ZM58 5V4H57ZM59 5H60V3H59ZM128 5H127V9H125V10H127L128 11ZM200 5V4H199ZM208 5V4H207ZM219 5V4H218ZM232 5H230V6H232ZM236 5V4H235ZM235 5H233L234 7H236ZM8 6V5H7ZM26 7H27V5H25ZM24 6V7H25ZM64 6V5H63ZM62 6V7H63ZM77 6V5H76ZM106 6V5H105ZM113 6V5H112ZM112 6H111V8H112ZM117 6V5H116ZM147 6L145 5V7L147 8ZM223 6H224V4H223ZM238 6V5H237ZM240 6V5H239ZM260 6V5H259ZM22 7H19V8H22ZM23 7V8H24ZM71 7V6H70ZM119 7H121V6H119ZM23 8L22 9H19L20 11L22 10L23 11ZM77 8H79V7H77ZM84 8V7H83ZM103 8V7H102ZM122 8V7H121ZM125 8V7H124ZM124 8H123V10H124ZM144 8V7H143ZM145 8V9H146ZM219 8V7H218ZM244 8V7H243ZM247 8V7H246ZM13 9H15V8H12V10ZM58 9V10H57ZM56 9V11L58 12V16H59V12H61L62 10H64L63 8H62V10L61 11H59L60 9L59 8H57ZM72 9H73V7H72ZM75 9H76V7H75ZM133 9V8H132ZM137 9H139L138 8V6H137ZM150 9V8H149ZM148 9V10H149ZM233 9V8H232ZM236 9H237V7H236ZM79 10V9H78ZM77 9H76V11L75 12H77L78 11ZM98 10V9H97ZM134 10V9H133ZM140 10H142L141 8H140ZM206 10V9H205ZM205 10H204V12H205ZM217 10V9H216ZM219 10V9H218ZM235 10V9H234ZM9 11H10V9H9ZM73 11V10H72ZM86 11V12H85ZM84 11V9H83V13L85 12V14H83V15H87L88 17H91L90 15H92V14H90L91 12H89L88 11V13L90 14H87V10H85ZM115 11V10H114ZM146 11L147 10H145L144 12L146 13ZM209 13H210V11L209 10H207ZM237 11H239V13H240V10H237ZM24 12H26L25 10H24ZM67 12V11H66ZM68 12H69V10H68ZM93 12H94V10H93ZM107 12V11H106ZM110 12V11H109ZM112 12V11H111ZM116 12V11H115ZM121 12V11H120ZM119 12V13H120ZM123 12V11H122ZM125 12V14H127V12L126 11H124ZM142 12H143V10H142ZM150 12V13H151ZM227 12V11H226ZM55 13V12H54ZM64 13V12H63ZM70 13H72V14H69L68 16H69V18H68V20H70V18L72 19V17L70 16V15H73V12H71L70 11ZM94 13H96V11L94 12ZM97 13H100V10L99 11H97ZM138 13V12H137ZM136 13V14H137ZM149 13V12H148ZM149 13V14H150ZM185 13V14H184ZM186 13H188V15L186 14ZM207 13V12H206ZM77 14V13H76ZM109 14V13H108ZM124 14V15H125ZM135 14V13H134ZM133 14V15H134ZM141 14V13H140ZM140 14H138L137 16H138V19H142L141 17H140ZM221 14V13H220ZM227 15H228V13H226ZM225 14V15H226ZM250 14V13H249ZM252 14V13H251ZM26 15V14H25ZM55 15H57L56 13H55ZM82 15V14H81ZM95 15H97V14H95ZM95 15H93L95 18H96V16ZM129 14H127V16H128ZM131 15V14H130ZM142 15V17H144L143 16V14H141ZM231 15H233V14H231ZM239 15V14H238ZM264 15V14H263ZM22 16H23V14H22ZM62 16V15H61ZM68 16H66V17H68ZM75 16V15H74ZM74 16H73V18H74ZM77 16V15H76ZM78 16H80V15H78ZM77 16V19L76 20H78V22L80 21ZM109 16V15H108ZM126 16V15H125ZM132 16V15H131ZM137 16H134V17H136V18H134L133 16V18H131V19H136L135 20V22H138V24L140 25V23H139V21L137 20ZM152 17H153V15H151ZM188 16V20H184V19H186V17ZM234 16V15H233ZM257 16V15H256ZM60 17V16H59ZM83 17V16H82ZM88 17H86V19L85 20H89V18ZM105 17V16H104ZM129 17V16H128ZM140 17V18H139ZM158 17V16H157ZM157 17L153 20V21H156V19H157ZM258 17V16H257ZM31 18H34V17H32L31 16ZM88 18V19H87ZM126 18V17H125ZM130 18V17H129ZM145 18H146V16H145ZM30 19V18H29ZM60 19H61V17H60ZM84 19H83V21H84ZM97 19V18H96ZM96 19L93 21H88V22H93V23H89V24H87V21L85 22L86 23V25L88 26V27H86L85 26V23H83V28H90L91 27V25L90 24H94V22L96 21ZM242 19V18H241ZM36 20H38V19H36ZM61 20H63V19H61ZM67 20V19H66ZM74 20V19H73ZM72 20V21H73ZM103 20V19H102ZM102 20H100L102 23H103V26H104V22L102 21ZM129 20V19H128ZM144 20V19H143ZM146 20H147V18H146ZM142 21L141 23L142 24H144L145 22H147V21ZM201 20V21H200ZM249 20V19H248ZM32 21V20H31ZM83 21H81V22H83ZM130 21V20H129ZM205 21V20H204ZM208 21V20H207ZM207 21H205V22H207ZM227 21V20H226ZM37 23L39 22V20L38 21H36ZM43 22V21H42ZM77 22V23H78ZM81 22H79V24H77L78 26L80 25V23ZM121 22V21H120ZM134 22V23H135ZM151 22V21H150ZM159 22V21H158ZM157 22V23H158ZM162 22V23H163ZM186 22V23H185ZM222 22V21H221ZM244 22V21H243ZM260 22V21H259ZM41 23V22H40ZM39 23V24H40ZM65 23V22H64ZM68 23H69V21H68ZM74 23H76L75 22V20L73 21V23H70V25L69 24H67V22H66V24L67 25H69V27L71 26L72 27V25H74ZM97 23H99V22H97ZM117 23H118V21H117ZM128 23V22H127ZM131 23H132V21H131ZM130 23V24H131ZM147 23H149V21L147 22ZM156 23V22H155ZM161 23V22H160ZM160 23L158 24V25H160ZM162 23H161V25H162ZM163 23V24H164ZM250 23V22H249ZM36 24V23H35ZM42 24V23H41ZM39 25L40 27L41 26H43V25ZM62 24H63V22H62ZM66 24H63V25H66ZM72 24V25H71ZM116 24V23H115ZM119 24V23H118ZM135 24H137V23H135ZM135 24H131V26H129V28L131 27H134V26H132V25H135ZM150 24V23H149ZM149 24H146V25H148V27L146 26V25H140V27L139 28H141V29H138V30H140V32H142V33H144L143 31H141L142 30V27H147L148 29H149V27H151ZM153 24V23H152ZM186 24V26H184ZM213 24V23H212ZM215 24V23H214ZM230 24H231V28H232V30L234 29V31H237V29H238V31L240 30H243L242 28L244 27V26H246V25H244V24H242L241 22H240V19H239V16H237V18H236V15H235V17L234 18H232V22L230 21ZM247 24V23H246ZM257 24V23H256ZM76 25V24H75ZM74 25V26H75ZM89 25H90V27H89ZM101 25V26H100ZM100 25H97V28L99 29V32H100V30H101V27H103L102 26V24H100ZM138 25V26H139ZM155 25V24H154ZM160 25V26H161ZM168 25V26H167ZM207 25V24H206ZM218 25V24H217ZM244 25V26H243ZM250 25V24H249ZM253 25V24H252ZM258 26V28H259V23L257 24ZM37 26V25H36ZM81 26H82V24H81ZM81 26H79L81 29H82V27ZM98 26H100V27H98ZM128 26V25H127ZM127 26H126V28H127ZM135 26H137V25H135ZM138 26H137V28H138ZM212 26V25H211ZM219 26V25H218ZM56 27V26H55ZM62 27V26H61ZM66 27V26H65ZM64 27V28H65ZM68 27V28H69ZM155 27H157L158 28V26L156 25ZM154 27V28H155ZM201 27H202V30H201ZM214 27V26H213ZM254 27H256V26H254ZM256 27V28H257ZM262 27V26H261ZM22 27H19L18 29H21ZM30 27L28 26L27 27V25L25 26V30L27 31L28 29H29ZM43 28H45V25H44V27H41V28H39V29H43ZM77 28V27H76ZM72 29V32L74 31V30H77V29H79V28H77V29ZM85 28V29H86ZM96 28V29H97ZM110 28V27H109ZM122 28H124V27H122ZM128 28V29H129ZM131 28L129 29V30H131ZM136 28V29H137ZM153 28V27H152ZM151 29L152 31L154 30V32L156 33V31L157 30H155V29ZM170 28V27H169ZM174 28V29H175ZM200 28V30H201V34H203V35H200V38L198 37V34L197 33H199V31H198V29ZM217 28V27H216ZM246 28V27H245ZM48 29V28H47ZM85 29H83L84 31H85ZM108 29V28H107ZM119 29H121V27L119 28ZM133 29V28H132ZM150 29L148 30L149 32H151L150 31ZM164 29H166V28H164ZM164 29H163V31H161V29H160V31H157V32H159L160 34H162V32H164ZM172 29V28H171ZM218 29V28H217ZM229 29V28H228ZM254 29V28H253ZM260 29V28H259ZM45 30V29H44ZM126 31H127V34H128V30L127 29H125ZM144 30V29H143ZM173 30V29H172ZM171 30V31H172ZM220 30V29H219ZM13 31H14V29H13ZM24 31V30H23ZM22 31V32H23ZM30 31H31V29H30ZM29 31V33L28 34H30L31 32ZM43 31V30H42ZM82 31V30H81ZM111 31H112V29H111ZM124 31V30H123ZM122 31V32H123ZM132 32H134L133 30H131ZM131 31H129V32H131ZM168 31H170V30H167V33H168ZM175 31V30H174ZM217 31V30H216ZM221 31V30H220ZM244 31H245V29H244ZM248 31H249V29H248ZM251 31V30H250ZM252 31H254V30H252ZM251 31V32H252ZM260 31V30H259ZM264 31V30H263ZM39 32H40V30H39ZM86 32H89V31H86ZM95 32H97L96 30H95ZM108 32V31H107ZM118 32V31H117ZM136 32H137V30H136ZM139 32V31H138ZM137 32V33H138ZM146 32V31H145ZM173 32V31H172ZM171 32V33H172ZM178 32H180V30H178ZM186 32V33H185ZM222 32V31H221ZM221 32H219V33H221ZM255 32H257L256 30H255ZM254 32V33H255ZM9 33H11V32H9ZM49 33V32H48ZM47 33V34H48ZM52 33V32H51ZM85 33V32H84ZM135 33V32H134ZM146 33H148V32H146ZM226 33V32H225ZM237 33V32H236ZM259 33H261V32H259ZM263 33V32H262ZM262 33H261V35H262ZM27 34V33H26ZM32 34V33H31ZM47 34H44V36L45 35H47ZM65 34V33H64ZM97 34V33H96ZM104 34H106L105 32H104ZM136 34V33H135ZM139 34V33H138ZM137 34V35H138ZM149 34V33H148ZM151 34L153 35V33L151 32L150 33V35L149 36H151ZM157 34V33H156ZM165 34V32L163 33V35ZM208 34V35H207ZM229 34V33H228ZM264 34V33H263ZM10 35V34H9ZM19 35H21V34H19ZM34 35H35V33H34ZM37 35H39V34H37ZM43 35V34H42ZM42 35H40L39 37H41ZM128 35H131L130 33L128 34ZM128 35H126V33H125V37L126 36H128ZM139 35H141V34H139ZM144 35V34H143ZM158 35V34H157ZM156 35V36H157ZM166 35V34H165ZM165 35L164 36H162V37H160V38H164L165 37ZM168 35H170L169 33H168ZM180 35V34H179ZM178 35V36H179ZM207 35V36H206ZM223 35H225L224 33H223ZM235 35V34H234ZM233 35V36H234ZM23 36H24V34H23ZM27 36V35H26ZM26 36H24V37H26ZM28 36H30V35H28ZM36 36V35H35ZM43 36V37H44ZM48 36H50V33H49V35ZM48 36H46V37H48ZM52 36V35H51ZM88 36V35H87ZM107 35H104V36H102L103 38H101L100 40H102V39H104L103 40V44H101V41H100V46H99V49L101 50V51H104L103 49L105 48L104 46H106V45H104V44H108V41L106 42L105 41V37H106ZM144 36H146V35H144ZM143 36V37H144ZM154 36V35H153ZM167 36V35H166ZM232 36V37H233ZM257 36V35H256ZM263 36V35H262ZM11 37H13V36H11ZM22 37V36H21ZM34 37V36H33ZM38 37V38H39ZM53 37V36H52ZM123 35L122 36H116V38H114V39H112L111 41H112V45H114V47L116 48V50H117V53H121L122 55L124 54L125 56L127 55V57H131V55L133 56V53H134V48H135V44H136V42H138V44H140L139 43V41L137 40V39H134L135 37H134V35L130 38L129 37V39H127V38H125ZM137 37V36H136ZM152 37V36H151ZM150 37V39L152 40V38ZM170 37V36H169ZM181 37V36H180ZM187 37V38H186ZM236 37V36H235ZM251 37V36H250ZM14 38V37H13ZM23 38V37H22ZM35 38V37H34ZM33 38V39H34ZM42 38V37H41ZM50 38V37H49ZM177 38H179V37H177ZM197 38H199V40H197ZM225 38V37H224ZM230 38V37H229ZM257 38V37H256ZM17 39V38H16ZM40 39V38H39ZM71 39V38H70ZM80 39V38H79ZM132 39H134V40H137L135 43H134V41L132 40ZM146 39H148L147 37H146ZM145 39V40H146ZM159 39V38H158ZM170 39H172V38H170ZM182 39V38H181ZM233 39V38H232ZM237 39V38H236ZM252 39V40H251ZM12 40V39H11ZM38 39H36V41H37ZM52 40V39H51ZM140 40H143V38H140ZM145 40H143V41H141V44H142V42H144ZM160 40V39H159ZM168 40H169V38H168ZM231 40V39H230ZM234 40V39H233ZM34 42H35V40H33ZM65 41V40H64ZM76 41L78 42V40L76 39ZM97 41V40H96ZM110 41V42H111ZM147 41V40H146ZM148 41H150V40H148ZM147 41V42H148ZM163 41H165V38H164V40ZM171 41V40H170ZM169 41V42H170ZM178 41V40H177ZM183 41V40H182ZM185 41V40H184ZM222 41H223V39H222ZM225 41V40H224ZM16 42H18V41H16ZM21 42V41H20ZM20 42H19V45L21 46V44H20ZM22 42H24L23 40H22ZM29 42V41H28ZM27 42V43H28ZM33 42V43H34ZM41 42H42V40H41ZM61 42V41H60ZM59 42V43H60ZM62 42H63V40H62ZM25 43V47H26V52H25V56L23 55L24 54V50H21V51H23V57H25L24 59H26V57H27V59L28 58H30V60H32V55H33V49L35 48H33L32 50H31V48L29 47V48H27L28 46H27V44H26V42H24ZM31 43H32V41H31ZM43 43H44V41H43ZM45 43H46V41H45ZM76 43V42H75ZM80 43V42H79ZM159 43V42H158ZM167 43V42H166ZM171 44H172V42H170ZM179 43H180V41H179ZM183 43V42H182ZM181 43V44H182ZM35 44H37L38 45V41L35 43ZM39 44H40V40H39ZM62 44H64V43H62ZM69 44V43H68ZM67 44V42L64 44V45H68ZM77 44V43H76ZM140 44V45H141ZM144 44H145V42H144ZM148 44H149V42H148ZM147 44V45H148ZM154 44H156V43H154ZM153 43H152V45H154ZM163 45H164V43H162ZM168 44V43H167ZM166 44V46L168 47V45ZM176 44V43H175ZM185 44V43H184ZM188 44V43H187ZM29 46H31V44H28ZM36 45V46H37ZM109 45H110V43H109ZM140 45L138 46V49H139V47H140ZM143 45V44H142ZM147 45H144V47L143 46H141L140 48H142L143 47V49H147L146 51L148 52L149 50H148V48H149V45L147 46ZM152 45H150L151 47H152ZM159 45V44H158ZM174 45V44H173ZM173 45H170V46H173ZM230 45V44H229ZM239 45H241V44H239ZM23 46V45H22ZM35 46V45H34ZM69 46V45H68ZM146 46L148 47V48H146ZM165 45H164V47H166ZM179 46V45H178ZM184 46H186V45H184ZM189 46V45H188ZM242 46V45H241ZM18 47V46H17ZM24 47V48H25ZM33 47V46H32ZM42 47V46H41ZM44 47H45V45H44ZM44 47H42V49L44 48ZM155 47V45L153 46V48ZM164 47H162V48H164ZM166 47V48H167ZM182 47V46H181ZM240 47V46H239ZM244 47V46H243ZM39 48V47H38ZM56 48V47H55ZM54 48V49H55ZM67 48H70V51L71 52H69V54L71 53L72 54V58H74V60L71 58V56L69 57V58H71L72 59V64H73V68H74V65L75 64H77V66H79V65H81V66H84V65H86V64H84V65H82V64H79L78 65V57L80 56V54H79V56L77 57V52H79V51H75V49H73L71 46H69V47H66L65 49L67 50ZM136 48H137V46H136ZM158 49H159V47H157ZM162 48H160V49H162ZM174 48V47H173ZM178 48V47H177ZM176 48V49H177ZM17 49V48H16ZM54 49H52V53L54 52ZM107 49V48H106ZM169 50H171V48H168ZM190 49H189V51H190ZM20 49H18V51H19ZM110 50V49H109ZM168 50V51H169ZM175 50V49H174ZM18 51H16V52H18ZM20 51V52H21ZM42 51V54L43 53H45V52H43L44 50H41ZM59 51V50H58ZM63 51V50H62ZM81 51V50H80ZM97 51H98V49H97ZM114 51V50H113ZM112 51V49H111V53L112 54H115L116 52L114 51L113 52ZM151 51V53H153L152 52V50H150ZM149 51V52H150ZM167 51V50H166ZM176 51V50H175ZM177 51H179V50H177ZM235 51V50H234ZM243 51V50H242ZM245 51V50H244ZM20 52H18V54L20 53ZM50 52V53H51ZM61 52V51H60ZM59 52V53H60ZM139 52H140V49H139ZM142 52H143V50H142ZM170 52V51H169ZM168 52V53H169ZM174 52V51H173ZM180 52V51H179ZM191 52V51H190ZM241 52V51H240ZM239 52V53H240ZM22 53V52H21ZM52 53L50 54V56L52 55ZM98 53H100V51L98 52ZM103 53V52H102ZM108 53V52H107ZM117 53H116V55H117ZM138 53V52H137ZM156 53H157V51H156ZM155 53V55L156 56H158V55H160V54H156ZM158 53H159V51H158ZM181 54H182V52H180ZM39 52H38V56H36V58L38 59V57H39ZM53 54H56V53H53ZM62 54V53H61ZM121 54H119V55H121ZM145 53H143V55H144ZM166 54V53H165ZM169 54H171V53H169ZM179 54V53H178ZM181 54H180V56H181ZM34 55H35V53H34ZM33 55V57H35ZM44 55V54H43ZM42 55V57L41 58H47V57H45V55L43 56ZM60 55V54H59ZM99 55V54H98ZM116 55H115V57H116ZM122 55H121V57H116L117 59L118 58H120L121 60H122ZM124 55H123V57H124ZM138 55H139V53H138ZM146 55H148V53L146 54ZM151 55V54H150ZM150 55H148V56H150ZM174 55H176V53L174 54ZM173 55V56H174ZM48 56V55H47ZM57 56H58V54H57ZM61 56V55H60ZM64 56V55H63ZM69 56V55H68ZM100 56V55H99ZM104 56V55H103ZM142 56V55H141ZM147 56V57H148ZM161 56H163V55H161ZM168 56V55H167ZM170 56V55H169ZM168 56V57H169ZM177 56V55H176ZM179 56V55H178ZM177 56V57H178ZM180 56H179V58H180ZM184 56V57H183ZM22 57V56H21ZM22 57V58H23ZM54 57V56H53ZM62 57V56H61ZM81 57L82 56H80L79 58H80V61H81ZM110 57H112V56H110ZM147 57H145L146 58V60H147ZM153 56H151V57H149L150 59L149 60H152L151 58H152ZM159 57V56H158ZM158 57H156V58H158ZM165 56H163V61H165L166 59L164 58ZM36 58H34L35 60H37ZM63 58V57H62ZM61 58V59H62ZM115 58V59H116ZM134 58V57H133ZM136 58H138V56L136 55ZM142 58H144V57H142ZM154 58V57H153ZM167 58V57H166ZM64 59V58H63ZM102 59V58H101ZM109 59H111V58H109ZM114 58L112 57V60H113ZM114 59V60H115ZM126 59V58H125ZM131 59V61L133 62V60H132V58H130ZM159 59V58H158ZM165 59V60H164ZM173 59V58H172ZM177 60H178V58H176ZM216 60L217 62L215 63L214 62V60ZM34 60V61H35ZM40 59H38L37 61H39ZM57 60H59V58L57 59ZM67 61H68V59H66ZM112 60H110L111 62H113ZM121 60L120 61H118L119 63H121ZM137 60V59H136ZM143 60V59H142ZM141 60V62H144V61H142ZM149 60H147V62L146 63H149L148 61ZM180 60V59H179ZM178 60V61H179ZM24 61V60H23ZM29 61V60H28ZM27 61V62H28ZM33 61V60H32ZM32 61H30V62H32ZM37 61H36V63H37ZM61 61V63H62V61L63 60H60ZM67 61H66V63H67ZM88 61V60H87ZM105 61H108V59H105ZM104 61V62H105ZM110 61H108V62H110ZM123 61V60H122ZM127 61V60H126ZM130 60H129V62H131ZM157 62L156 63H159L158 62V60H156ZM168 61H170V60H168ZM176 61V60H175ZM181 61V60H180ZM26 62V63H27ZM75 64H74V63ZM111 62H110V64H111ZM128 62V63H129ZM134 62H135V60H134ZM139 62H140V60L138 61L137 60V63L139 64ZM153 62V61H152ZM162 62V61H161ZM159 63L160 64V66H162L163 67V65L162 64H164L163 62L162 63ZM170 62H173V61H170ZM214 62V63H213ZM24 63H25V61H24ZM42 63V62H41ZM69 63V62H68ZM87 63V62H86ZM96 63H97V61H96ZM135 64V63H133V65L134 66H137L138 64ZM151 63V62H150ZM184 63V62H183ZM27 64H33L34 65V63H27ZM58 64H60V63H58ZM58 64L55 62V59H51V61L49 60V62H47L46 63V65H45V70H44V72H45V76H46V78H47V84H48V86L51 88V90H52V92H53V95H55V97H59V95L58 94H60V92H62L61 91V89H60V87L58 86V80H59V77H61L62 75H60V73H63V71L61 72H59V70L58 69H60V68H62V67H59L58 66ZM90 64V63H89ZM98 64V63H97ZM124 61H123V63H122V65H120L119 64V66L118 65H115L114 66V62H113V64H112V66H113V68L111 69V67L110 68H108V69H110V70H114L115 71V73H116V71H117V75H118V73H119V70L123 67V68H126L125 66H124ZM127 64V63H126ZM129 64H131V63H129ZM145 64V63H144ZM144 64H142V63H140V68H141V65H143L144 66ZM153 64V63H152ZM33 65H29L30 67L32 66L33 67ZM36 65V64H35ZM60 65H62V64H60ZM91 65H93V64H91ZM95 65V64H94ZM105 65H108V64H106L105 63ZM146 65H148V67L150 66L149 64H146ZM156 65V64H155ZM166 65V64H165ZM170 65H171V63H170ZM172 65H173V63H172ZM213 65V66H212ZM5 66V65H4ZM28 66V65H27ZM37 66V65H36ZM76 66V67H77ZM128 66V65H127ZM136 67V69H139V67ZM142 66V67H143ZM153 66V65H152ZM158 66V65H157ZM156 66V67H157ZM167 66V65H166ZM178 66V65H177ZM6 67V66H5ZM92 67V66H91ZM95 67H96V65H95ZM108 67V66H107ZM155 66H153L152 68H154ZM179 67V66H178ZM186 67V68H187ZM193 67V68H192ZM78 68V67H77ZM74 69V70H79V69ZM84 70H85V68L84 67H82ZM123 68H122V70H123ZM147 67H143V71L146 69ZM158 68V67H157ZM165 68V67H164ZM163 68V69H164ZM170 69H173V66H170L169 67ZM176 68V67H175ZM203 68V67H202ZM219 68V67H218ZM229 68H230V66H229ZM81 69V68H80ZM92 69L93 68H91V72H92ZM131 69H132V67H131ZM134 69V68H133ZM150 69V68H149ZM166 69V68H165ZM184 69H185V67H184ZM207 69V68H206ZM211 69V68H210ZM216 68L214 67L212 70L214 71ZM225 69H226V67H225ZM232 69V70H233ZM64 70V69H63ZM82 70V69H81ZM80 70V71H81ZM141 70V72H143ZM156 70V69H155ZM160 70V69H159ZM177 70V69H176ZM185 70H187V69H185ZM201 70V69H200ZM200 70H198V73H199V71ZM204 70V69H203ZM227 70H228V67H227ZM79 71V72H80ZM83 71V70H82ZM128 71V70H127ZM136 71V70H135ZM133 71L132 72V76L135 78H133L135 81H136V84L137 83H139L140 82V80H141V76H143L145 73L143 72V73H141V74H143V75H139V73L136 71ZM146 71H149V70H146ZM162 71V70H161ZM175 71V70H174ZM179 71V70H178ZM209 71V70H208ZM208 71L206 70V73L204 74L203 72H205V71H200L201 72V74H203L204 75V81H205V83H207L208 84V80H207V78L205 77L206 76V74L208 73ZM212 71V72H213ZM78 72V71H77ZM85 71H83V73H84ZM88 72V70L86 71V73ZM90 72V73H91ZM110 72V71H109ZM129 72V71H128ZM139 72H140V70H139ZM150 72V71H149ZM149 72H148V74H149ZM157 72H158V70H157ZM157 72H154V73H157ZM210 72V71H209ZM215 72V71H214ZM214 72H213V74H214ZM238 72H240L239 74H238ZM3 73V72H2ZM39 73V72H38ZM81 73V72H80ZM112 73V72H111ZM154 73L153 74H151L152 76H153V78H154ZM160 74H162L163 73V71H162V73L161 72H159ZM175 73V72H174ZM197 73V74H198ZM78 74V73H77ZM82 74V73H81ZM91 74H94V73H91ZM124 74H126V72L124 73ZM124 74H120L119 73V75H118V79H119V81L118 82H120L119 84H122V83H125L126 84V80L127 79H130V78H127L128 76H126V75H124ZM147 74V75H148ZM160 74H158L157 73V75L158 76H162V75H160ZM186 74H187V72H186ZM197 74H196V78L198 77L197 76ZM212 73H211V75H213ZM219 73L217 72V75H218ZM232 74V73H231ZM234 74V73H233ZM242 76H241V75ZM60 75V76H59ZM83 75V74H82ZM87 75H89V72L87 73ZM86 75V76H87ZM115 75V74H114ZM129 75H131V74H129ZM147 75H146V77H147ZM150 75V76H151ZM166 75V74H165ZM168 75V74H167ZM184 75H185V73H184ZM191 75V74H190ZM3 76V75H2ZM65 76V75H64ZM63 76V77H64ZM84 76H85V74H84ZM113 76V75H112ZM111 76V77H112ZM116 76V75H115ZM157 76V77H158ZM170 76V78H171V76H173V74L171 75V73H170V75H168L167 76V78L166 79H169L168 77ZM176 76V75H175ZM208 76V75H207ZM209 76H210V73H209ZM62 77V78H63ZM98 77V76H97ZM114 77V76H113ZM179 77V76H178ZM181 77V76H180ZM179 77V78H180ZM199 77H201V76H199ZM33 78V77H32ZM37 78L39 79V77L37 76ZM100 77H98L97 79H99ZM116 78V77H115ZM115 78H113V79H115ZM161 77H159V79H160ZM163 78H164V75H163ZM162 78V79H163ZM179 78H177V79H179ZM188 78H191V80L193 81V80H195V78L193 79L192 77H188ZM224 78V77H223ZM226 78H227V76H226ZM237 78V77H236ZM239 78V79H240ZM61 79V78H60ZM65 79H66V77H65ZM87 79V78H86ZM92 79V78H91ZM103 79H104V77H103ZM113 79H112V81H113ZM160 80L161 82H163V80ZM172 79H173V77H172ZM171 79V80H172ZM183 79H184V77H183ZM217 79V78H216ZM39 80H41V79H39ZM64 80V79H63ZM88 80H89V78H88ZM101 80H102V77H101ZM134 80H132L133 82H135ZM143 80H145V78H144V76H143ZM142 80V81H143ZM158 80V79H157ZM157 80H151V83H148L149 85L150 84H152L153 82H155V81H157ZM175 80V79H174ZM173 80V81H174ZM188 80V79H187ZM200 80V79H199ZM206 80H207V82H206ZM220 80H222V79H220ZM61 81H62V79H61ZM70 81V80H69ZM84 81V80H83ZM92 81V80H91ZM93 81H94V79H93ZM100 81V80H99ZM107 81V80H106ZM131 81V80H130ZM153 81V82H152ZM167 81H169V80H167ZM183 81V80H182ZM191 81V82H192ZM203 81V80H202ZM204 81H203V83H202V85H206L205 83H204ZM64 82V81H63ZM62 82V83H63ZM98 81H96L95 83H97ZM101 82V81H100ZM115 82V81H114ZM118 82H117V84H118ZM129 82V81H128ZM146 82V81H145ZM144 82V83H145ZM148 82V81H147ZM184 82V81H183ZM84 83H86V82H84ZM94 83V84H95ZM99 83V82H98ZM97 83V84H98ZM107 83V82H106ZM112 82H110V84H111ZM116 83V82H115ZM131 83V82H130ZM129 83V84H130ZM141 83V82H140ZM164 83V82H163ZM213 83V82H212ZM37 84V83H36ZM67 84V83H66ZM92 85H93V83H91ZM97 84H96V86H97ZM124 84V85H125ZM147 84V83H146ZM161 84V83H160ZM165 84H167L166 83V81H165ZM178 84H180V83H178ZM186 84V83H185ZM188 84H190V82L188 81ZM196 84V83H195ZM210 84V83H209ZM208 84V85H209ZM215 84V83H214ZM218 84V83H217ZM217 84H215V85H217ZM220 84H221V82H220ZM225 84V83H224ZM60 85H62V84H60ZM105 85V84H104ZM103 85V86H104ZM135 85V84H134ZM140 85H142V84H140ZM154 85V84H153ZM171 85H172V83H171ZM198 85V84H197ZM211 85V84H210ZM213 85V84H212ZM226 85V84H225ZM235 85H236V83H235ZM240 85V84H239ZM45 86H47V85H45ZM47 86V87H48ZM87 86H88V84H87ZM109 86V85H108ZM113 86V85H112ZM114 86H117V85H115L114 84ZM122 86V85H121ZM136 86V85H135ZM134 86V87H135ZM143 86V85H142ZM142 86H140L139 88L141 89V87ZM168 86L170 87V83L168 84ZM167 86V87H168ZM179 86V85H178ZM178 86L176 87V88H178ZM191 86H193V85H191ZM204 86H202V88H200V89H203L204 90ZM207 86V85H206ZM220 86V85H219ZM230 86V85H229ZM228 85L226 86V87H229ZM17 87V86H16ZM62 87H64V86H62ZM66 87V86H65ZM93 87V86H92ZM110 87V86H109ZM127 87V86H126ZM130 88H131V86H129ZM129 87H127V88H129ZM145 88L144 89H146L147 88V86H144ZM155 87V86H154ZM164 87V86H163ZM175 87V86H174ZM181 87V86H180ZM196 87V86H195ZM201 87V86H200ZM213 87H214V85H213ZM30 88V87H29ZM104 88V87H103ZM113 88H115V92H116V94L118 95V97L120 98L121 96H123V94H122V91H121V89H120V86H117V87H113ZM124 88V87H123ZM138 88V87H137ZM182 88V87H181ZM187 88V87H186ZM192 88V87H191ZM209 88H210V86H208V89L207 90H209ZM212 88V87H211ZM224 88V87H223ZM229 88H231V87H229ZM64 89V88H63ZM66 89V88H65ZM72 89H73V87H72ZM89 89V88H88ZM99 89V88H98ZM101 89H102V86H101ZM112 89V88H111ZM139 89V91H138V89L136 90L135 88H134V90H131L130 91V96H132V99H136L139 103L137 104V108L140 110V113L142 114V117H141V121L140 122H134V125L133 124H131L130 123V125L132 126V132H133V134H135V136H136V138H134V139H136L138 142H140L141 143V145H146V148H145V150H144V152H142V153H139L140 151H143V150H139V154L140 155H133V158H128V161H129V159H133L132 160V168H133V170H134V173H137V172H139V168H138V166H137V160H136V158H138L139 159V157L141 156H143V158H144V156H145V158L147 159H145L144 158V160H146V161H149L150 160V158L148 157V156H151L150 154H152V152H154V149L152 150V144H151V142H152V139H153V130L156 128V126H155V121L153 120L154 119V117H153V115L155 114H153L152 112H153V106H152V104L154 105V103H152L151 101H149L148 99H147V94H145L144 92H142L143 91V89H141L140 90ZM150 89V88H149ZM153 89V88H152ZM164 89H165V87H164ZM168 89V88H167ZM170 89V88H169ZM183 89H184V87H183ZM193 89V88H192ZM107 90H110V89H107ZM113 90V89H112ZM128 90H130V89H128ZM156 90V89H155ZM162 90V89H161ZM172 90V89H171ZM185 90V89H184ZM187 90H188V88H187ZM197 90H198V88H196V97H198L199 95H201V94H197ZM223 90V89H222ZM221 90V91H222ZM225 90H227V89H225ZM225 90H223L225 93H223V91H222V93L223 94H221V95H223V97L221 96V95H217V94H220V92H214V94H216L218 97L216 98L217 100H218V98H219V96H221V98L223 99V100H226V98L224 97V95L226 94V91ZM232 90V89H231ZM70 91V90H69ZM73 91V90H72ZM91 91H93L94 92V88L91 90ZM96 91L97 90H95V92L94 93H96ZM111 91V90H110ZM109 91V92H110ZM114 91H112L113 93H114ZM163 91H165V90H163ZM168 91V90H167ZM172 91H174V90H172ZM178 91V90H177ZM180 91H182L181 89L179 90V92ZM190 91H192L191 89H190ZM215 91H216V89H215ZM217 91H220V90H217ZM64 92V91H63ZM71 92V91H70ZM74 92V91H73ZM92 92V93H93ZM153 92V91H152ZM168 92H170V90L168 91ZM184 92V91H183ZM183 92H182V94H183ZM199 92V91H198ZM201 92H203V91H201ZM207 92V91H206ZM211 92V91H210ZM229 92V91H228ZM11 93V92H10ZM49 93V92H48ZM65 93H66V91H65ZM64 93V94H65ZM88 93V92H87ZM127 93H129V92H127ZM147 93V92H146ZM156 93H158V90L156 91ZM167 93V92H166ZM187 93H188V91H187ZM193 93V92H192ZM195 93V92H194ZM205 93V92H204ZM209 93V92H208ZM263 93V94H262ZM72 92H71V96H72ZM99 94V93H98ZM110 94V93H109ZM115 94V93H114ZM113 94V95H114ZM115 94V95H116ZM159 94V93H158ZM163 94V93H162ZM173 94H175V93H173ZM189 94H190V92H189ZM211 94H213V93H210V95ZM53 95H51V96H53ZM62 95V94H61ZM67 95H69V93L67 94L66 93V95H65V97L67 96ZM76 95H78L79 96V94H77L76 93ZM111 95H112V93L109 95V97H111ZM116 95V96H117ZM166 95V94H165ZM164 95V96H165ZM167 95H169V94H167ZM172 94H171V92H170V96H171ZM177 95V94H176ZM209 95V96H210ZM216 95H215V97H216ZM228 95V94H227ZM227 95H225L226 97H227ZM101 96V95H100ZM127 96V95H126ZM160 96V95H159ZM173 96V95H172ZM186 96V95H185ZM192 96V95H191ZM208 98H213L214 96L213 95H211V97H209L208 95H206ZM205 96V97H206ZM83 97V96H82ZM82 97L80 98H78L77 97V104L78 105H80V106H82L85 110H86V112H88V111H92L93 112V114H94V111L96 110H94L92 107L90 108L89 107V105H88V103L86 104V102L84 103V102H82L81 101V99H82ZM102 97V96H101ZM107 97H108V95H107ZM108 97V98H109ZM129 97V96H128ZM156 97H157V95H156ZM161 97V96H160ZM166 97V96H165ZM174 97V96H173ZM195 97V98H196ZM67 98V97H66ZM70 98V97H69ZM69 98H67V99H69ZM98 98V97H97ZM114 98V97H113ZM113 98H111V99H113ZM119 98H115V100H114V102L116 101V99L118 100ZM168 98V97H167ZM167 98H166V100H167ZM170 98V97H169ZM188 99H189V97H187ZM194 98V97H193ZM66 99V100H67ZM71 99V98H70ZM83 99H84V97H83ZM188 99H186V101L188 100ZM205 99V98H204ZM207 99V98H206ZM213 99H215V98H213ZM222 99H220L221 101H223ZM75 100V99H74ZM85 100V99H84ZM88 100V99H87ZM98 100H102V98H98ZM110 100V99H109ZM108 100V101H109ZM121 100H122V98H121ZM120 100V101H121ZM129 100H130V97H129ZM156 100V99H155ZM154 100V101H155ZM164 100V99H163ZM183 100H185V98L183 99ZM197 100V99H196ZM200 100V99H199ZM228 100H229V98H228ZM227 100V101H228ZM72 101V100H71ZM120 101L118 102H116V103H119V104H121L120 103ZM170 102H171V100H169ZM190 101V100H189ZM201 101V100H200ZM200 101H199V104H200ZM215 101V100H214ZM227 101H223V102H227ZM234 101V100H233ZM76 102V101H75ZM87 102H89V101H87ZM93 102V101H92ZM101 102H103V100L101 101ZM126 101H124V103H125ZM162 102V101H161ZM181 102H185V101H181ZM181 102H176L177 104H180ZM203 102H205L206 103V101H203ZM122 103H123V101H122ZM162 103H164V102H162ZM202 103V102H201ZM210 103H211V101H210ZM219 103V102H218ZM217 102H216V104H218ZM228 103H229V101H228ZM227 103V104H228ZM237 103V102H236ZM11 104V103H10ZM91 104V103H90ZM168 104V103H167ZM174 104H175V102H174ZM185 104H186V102H185ZM185 104H183V105H185ZM188 105L186 106L187 108L188 107H190V103L188 102L187 103ZM195 104V103H194ZM193 104V105H194ZM197 104V103H196ZM213 104V103H212ZM220 104H222V102L220 103ZM231 104V103H230ZM238 104V103H237ZM236 104V105H237ZM239 104H240V102H239ZM60 105V104H59ZM92 105H95V104H92ZM104 105H107V104H104ZM126 105V104H125ZM166 105V104H165ZM181 105V104H180ZM198 105V104H197ZM196 105V109H197V107L199 106H197ZM201 105H203V103L201 104ZM207 105V104H206ZM205 105V106H206ZM210 106H212L211 104H209ZM63 106V105H62ZM66 106V105H65ZM76 106V105H75ZM91 106V105H90ZM96 106H97V104L94 106L95 108H96ZM99 106V105H98ZM109 106H112V105H109ZM156 105H154V107H155ZM157 106H159V105H157ZM167 106V105H166ZM166 106H164L165 108H166ZM168 110L170 109L171 111H172V114H173V111H175V109H176V107L171 103V104H168ZM184 106V107H185ZM192 106V105H191ZM195 106V105H194ZM213 106H215L214 104H213ZM218 106V105H217ZM217 106H215V107H217ZM224 105H222V107H223ZM227 106V105H226ZM225 106V107H226ZM228 106H230L229 104H228ZM227 106V107H228ZM79 107V106H78ZM100 107H101V104H100ZM135 107V106H134ZM183 107V108H184ZM202 107V106H201ZM225 107L223 108L224 109V111H225ZM226 107V108H227ZM235 107H233V108H235ZM82 108V109H83ZM137 108H135V109H137ZM158 108H161V107H158ZM157 108V109H158ZM179 108H182V107H179ZM178 107H177V109L178 110H181V109H179ZM200 108V107H199ZM205 108H207V107H205ZM106 109V108H105ZM110 109H112V108H110ZM134 109V110H135ZM190 109H191V111L192 110H194L193 109V106H192V108L190 107ZM190 109H188V111H190ZM200 109H204V107H202V108H200ZM208 109V108H207ZM94 110V111H93ZM99 110V109H98ZM100 110H102V109H100ZM108 110V109H107ZM122 110V109H121ZM128 110V109H127ZM219 111H218V113L221 115V113H224V112H221L220 113V109H218ZM241 110V109H240ZM240 110H234V112H235V114H237V113H239L240 112ZM256 110H258V111H256ZM123 111V110H122ZM159 111H161L160 109H159ZM164 111V110H163ZM183 111H185V110H183ZM213 111H215L214 109H213ZM212 111V112H213ZM221 111H223V110H221ZM230 111V110H229ZM237 111H239V112H237ZM254 112L255 114H254V116L252 117V118H250L249 119V113L251 114V112ZM68 112V111H67ZM85 112V114L84 115H86V116H88V114L90 113H86ZM91 112V113H92ZM105 111H103V113H104ZM108 112L109 113H111L112 112V110H108ZM197 112V111H196ZM233 112V113H234ZM252 112V113H253ZM83 113V112H82ZM91 113H90V117H88V119H92V117H94V116H91ZM102 113V112H101ZM108 113V114H109ZM116 113V112H115ZM161 113H162V111H161ZM164 113V112H163ZM167 113H168V111H167ZM186 113H188V112H186ZM185 112H184V114H186ZM198 113H200V111L198 112ZM81 114V113H80ZM131 114V113H130ZM166 114V113H165ZM192 114V113H191ZM191 114H189V115H191ZM201 114V113H200ZM203 114V113H202ZM208 114V113H207ZM95 115H96V113H95ZM97 115H98V113H97ZM100 115V114H99ZM98 115V116H99ZM133 114H131V116H132ZM136 115V114H135ZM158 114H156V117L158 118V116H157ZM170 115V114H169ZM176 115V114H175ZM174 115V116H175ZM178 115V114H177ZM176 115V116H177ZM180 115H183L181 112H180ZM189 115H188V117H189ZM204 115H206V114H204ZM217 115V116H215V117H213L214 116V114H213V116H212V120H209L208 121V123H207V121H206V124L204 125V128H202V129H205L204 131H209V130H212V129H215L216 128V126H217V129H219V128H221V127H219L218 128V123H221V120L224 118V114L223 115ZM238 115V114H237ZM83 116V115H82ZM106 116V115H105ZM134 116V115H133ZM131 117V118H135V116L134 117ZM141 116V115H140ZM167 116V115H166ZM171 116V115H170ZM194 116H196V115H194ZM84 118H85V116H83ZM118 117V116H117ZM179 117V116H178ZM183 117H187V116H183ZM197 117V116H196ZM230 117V116H229ZM174 118V117H173ZM205 118V117H204ZM204 118H201V120L203 121H205V119ZM235 118V117H234ZM97 119V118H96ZM104 119V118H103ZM120 118H118L117 120H119ZM156 119V118H155ZM172 119V118H171ZM174 119H176V118H174ZM178 119V118H177ZM191 119H194V121H192V122H195V120H196V118H191ZM231 119H233V118H231ZM170 120V119H169ZM225 120V119H224ZM92 121H93V119H92ZM96 121V120H95ZM95 121H93V122H95ZM99 121H101V120H99ZM103 121V120H102ZM101 121V122H102ZM156 121H157V119H156ZM166 121V120H165ZM171 121H173V120H171ZM170 121V122H171ZM177 121H179V120H177ZM177 121H174L175 123H173V122H171V125H176V128H177V130H179L178 128L179 127H177ZM191 121V120H190ZM189 121V129H192L191 127L192 126H190L191 124H192V122H190ZM201 121V122H202ZM227 121V120H226ZM226 121H223L224 123L226 122ZM130 122H133V119H132V121H130ZM177 122V123H176ZM197 122V121H196ZM229 122V121H228ZM230 122H231V124H230ZM229 122V125H230V127H231V125L234 123H237L238 121H236V122H234V120L232 121H230ZM233 122V123H232ZM92 123V122H91ZM98 123V122H97ZM164 123H166V122H164ZM173 123V124H172ZM181 123V122H180ZM239 123H240V121H239ZM129 124V123H128ZM141 124H145V126L148 128L147 130H149V131H144V129H143V131L141 130V128H138V127H140V125ZM160 124V123H159ZM181 124H183L184 125V123H181ZM181 124H180V126H181ZM187 124V123H186ZM200 124V123H199ZM238 124V123H237ZM87 125V124H86ZM107 125V124H106ZM168 125V124H167ZM173 125V126H174ZM160 126V125H159ZM201 126H203V125H201ZM240 126V125H239ZM239 126H232V128H233V130H234V128H238ZM86 127V126H85ZM107 127V126H106ZM130 126H128V128H129ZM169 128H167V129H169V130H172V128H170V125L168 126ZM182 127V126H181ZM186 127V126H185ZM222 127H223V125H222ZM229 127V129L228 130H230L231 128ZM255 127V126H254ZM123 127H121V129H122ZM161 128H162V126H161ZM187 128H188V125H187ZM250 128V127H249ZM105 129V128H104ZM124 129H125V127H124ZM130 129V128H129ZM165 129H166V126H165ZM166 129V130H167ZM174 129H175V126H174ZM194 129V128H193ZM193 129H192V131H193ZM239 129H241L240 127H239ZM109 130V129H108ZM146 130V129H145ZM163 130V129H162ZM162 130H159V132L158 131H155V132H157V135L155 134V138H159L158 139V141H160V143H161V148H162V153H161V155H163V157L161 158L162 160H165V166H167V159H168V157L170 156L171 157V146L170 145H173V143L172 144H170L169 142H170V134L168 135L167 133H166V131H162ZM182 130V129H181ZM186 130V129H185ZM200 130H201V128H200ZM232 130V129H231ZM230 130V131H231ZM241 130H243V129H241ZM240 130V131H241ZM182 131H184V129L182 130ZM187 131V130H186ZM223 131V130H222ZM234 131H237L236 129L234 130ZM248 131H249V129H248ZM256 131H258V130H256ZM113 132V131H112ZM124 132V131H123ZM131 132V131H130ZM171 132H173V130L171 131ZM215 132V131H214ZM217 132V131H216ZM218 132H219V130H218ZM223 132H225V130L223 131ZM242 132V131H241ZM241 132H239L240 134H241ZM126 133V132H125ZM168 133H169V131H168ZM174 133V132H173ZM196 133H197V131H196ZM195 132H193V134L195 135L196 134ZM200 133V132H199ZM212 133V132H211ZM222 132H220L219 134H221ZM235 134V132H231V134ZM108 134H109V132H108ZM128 134H130L129 132H128ZM132 134V137H134V135ZM177 134H179V132H177ZM180 134H181V131H180ZM183 134V133H182ZM187 134H188V136H189V133H188V131H187ZM230 134V133H229ZM229 134H227L226 135V138H227V136L229 135ZM230 134V135H231ZM233 134L231 135V139L233 138ZM243 134V133H242ZM241 134V135H242ZM105 135V134H104ZM199 134H197V136H198ZM214 133H212V137H210V136H208V135H205L204 137H203V135L201 136H198V137H196V140H194L193 142H192V140H191V138H193L192 137V135H191V137H190V139H189V137L185 140L187 143H182L181 144V147H180V150H179V155H180V159H181V162H182V164H183V166L187 169V171H188V173L191 175V176H193V177H195V176H199V177H201L203 180H201V181H203V184H204V186H206V188H207V190L210 192V195L211 196H213V197H215V201L217 200L218 201V199H216L217 197H221V199H223V198H226V200H221L220 198V202L222 201L223 203H221L220 204V206H221V208L224 206V209H226V207H227V205L229 204L230 205V202L232 203V204H234L233 202H235V198H236V196L235 197H233L234 196V194L233 193H230L229 192V189H230V187L229 188H227V186H225V185H223V184H219L218 185V183H216L215 182V180H214V174H216V173H214L213 174V171L212 170H214V169H216V167L217 166H219V165H221L222 163H223V161L226 159V156H228L229 158L232 156V155H234V153H236L237 152V146H235L234 148H231V150H228L227 151V153H224V154H221V155H218L219 157H217L213 152H212V148H211V146H210V143H211V145L213 144V141H215V140H211V138H213L214 137V139H216L217 140V138H215V136H217V135H214ZM230 135H229V140H231L230 139ZM237 135V134H236ZM241 135H238V136H240L241 137ZM259 135H260V132H259ZM112 136H115V134L114 135H112ZM125 136H127V133H126V135ZM129 136H131V135H129ZM183 136H185V138H186V135L184 134ZM182 136V138H184ZM225 136V135H224ZM223 136V137H224ZM244 135H242V137H243ZM256 136V135H255ZM3 137V136H2ZM109 137V136H108ZM107 137V138H108ZM116 137V136H115ZM179 137H181L180 135H179ZM222 137V136H221ZM220 137V138H221ZM222 137V139H224ZM248 137V136H247ZM247 137H246V135L244 136V139H240V141L242 142H244V143H246L247 141H249V140H247ZM254 137V136H253ZM252 137V138H253ZM106 138V139H107ZM131 139V137H124L123 136V139H126V140H129V139ZM175 138V137H174ZM210 138V139H209ZM225 138V139H226ZM227 138V139H228ZM234 138H235V140H237V138L235 137V135H234ZM234 138H233V140H234ZM109 139H111V138H109ZM116 139V138H115ZM179 139V138H178ZM114 140V137H112V141ZM117 140V139H116ZM119 140V139H118ZM117 140V141H118ZM125 140V141H126ZM132 141H133V139H131ZM173 140V139H172ZM190 140H191V143H190ZM109 141V143H110V140H108ZM125 141H124V143H125ZM131 141V142H132ZM154 141H155V139H154ZM211 141V142H210ZM221 141V140H220ZM219 141V142H220ZM223 141V140H222ZM260 141V142H261ZM115 141H113L112 143H114ZM121 142V141H120ZM129 142H130V140H129ZM130 142V143H131ZM250 142V141H249ZM108 143V142H107ZM156 143H157V141H156ZM155 143V144H156ZM159 143V144H160ZM190 143V144H189ZM216 143V142H215ZM262 143V142H261ZM261 143H259V144H261ZM115 144V143H114ZM247 144H249V143H247ZM251 144V143H250ZM258 144V145H259ZM74 145V144H73ZM113 145V144H112ZM116 145V144H115ZM126 145V144H125ZM124 145V146H125ZM133 145V144H132ZM135 145H137V143L135 144ZM157 145V144H156ZM221 145V144H220ZM225 145H227V143L225 144ZM225 145L223 146V147H225ZM82 146V145H81ZM104 146H106L104 149H106V148H108V145L106 144V145H104ZM124 146H120V144H119V147H121V148H119V147H117L116 146V148L114 149V151H113V149H112V153H107V156L109 155V156H111L110 154H113V156H114V154H119V156L120 155H122V154H124V153H122V149L123 148H125ZM174 146H175V144H174ZM257 146V145H256ZM255 146V147H256ZM83 147V146H82ZM127 147V146H126ZM214 147V146H213ZM218 147H220V146H218ZM217 146H215V148H218ZM228 147V146H227ZM261 147V146H260ZM260 147H259V149H260ZM109 148H112V147H109ZM108 148V149H109ZM160 148V147H159ZM172 148H173V146H172ZM175 148V147H174ZM173 148V149H174ZM220 148H222V145H221V147ZM229 148V147H228ZM248 148V147H247ZM246 148V150H248ZM256 148H258V146L256 147ZM263 148V153H264V145L261 147V149ZM107 149V150H108ZM126 149V148H125ZM129 149H131V148H129ZM143 149V148H142ZM71 150H72V153H74L75 154V156H76V159H83V157H84V154H85V152H84V150L83 149H81V148H71ZM94 150V149H93ZM107 150H106V152H107ZM110 151H111V149H109ZM127 150H128V147H127ZM219 151L221 150V149H218ZM243 150V149H242ZM258 150V149H257ZM132 151V150H131ZM160 151V150H159ZM218 151V152H219ZM245 151V150H244ZM243 151V152H244ZM120 152H121V154H120ZM124 152H125V150H124ZM133 152H135V151H133ZM156 152V151H155ZM247 152V151H246ZM248 152H249V150H248ZM256 152V151H255ZM259 153H260V150L258 151ZM262 152V151H261ZM103 153H105V152H103ZM128 153H129V151H128ZM176 153H178V152H176ZM175 153V155H177V156H179L178 154H176ZM213 153V154H212ZM125 154H127V152L125 153ZM129 154H131V153H129ZM129 154H128V156H129ZM219 154V153H218ZM247 154H252V153H247ZM104 155V154H103ZM106 155V154H105ZM117 155H116V157H117ZM216 157H215V156ZM238 155V154H237ZM237 155H235V156H237ZM254 154H252V156H253ZM261 155V156H260ZM108 156V157H109ZM139 156V157H138ZM173 156V155H172ZM245 156V155H244ZM256 156V155H255ZM259 156L260 157H262V154H259ZM86 157V156H85ZM140 157V158H141ZM153 158L155 157V156H152ZM151 157V158H152ZM234 157V156H233ZM238 157H240V156H238ZM251 157V156H250ZM257 157V156H256ZM264 157V156H263ZM114 158H115V156H114ZM122 158V157H121ZM164 158V159H163ZM174 158V157H173ZM176 159H177V157H175ZM120 159V158H119ZM119 159L117 160V159H113L114 160V163L116 162L115 160H117V162L119 163L120 161H119ZM179 159V158H178ZM230 159H232V157L230 158ZM229 159V160H230ZM239 159V158H238ZM247 159V158H246ZM261 159V158H260ZM121 160V159H120ZM124 160H125V158H124ZM141 159H139V161H140ZM143 160V159H142ZM175 160V159H174ZM256 160V159H255ZM264 160V159H263ZM79 161V160H78ZM127 161V160H126ZM145 161V162H146ZM151 161V160H150ZM153 161V160H152ZM178 161V160H177ZM227 161V160H226ZM235 161H237L236 159H235ZM240 162H241V160H239ZM261 161V160H260ZM260 161H258V162H254L253 163V165H252V168H251V171H250V175L251 176H254L257 172H260V166H262V164H261V162ZM111 162H113V161H111ZM117 162L115 163V165H118L119 166V164H117ZM122 162H124L123 160H121V162L120 163H122ZM158 162V161H157ZM179 162H180V160H179ZM180 162V163H181ZM225 162V161H224ZM229 162V161H228ZM108 163V162H107ZM111 164H113V163H111ZM111 164H110V162H109V164H107V165H109V167L111 166ZM142 164H143V161H142ZM224 164V163H223ZM241 164H243V161L241 162ZM246 164H247V161H246ZM84 165V164H83ZM127 165V163L125 162V166ZM149 165V164H148ZM152 165V164H151ZM161 165V164H160ZM175 165V164H174ZM120 166H122L123 167V164L121 165L120 164ZM120 166H119V168H120ZM157 166V165H156ZM169 166V165H168ZM171 166V165H170ZM182 165H181V167H183ZM221 166H225V165H221ZM87 167V166H86ZM153 167V166H152ZM151 167V168H152ZM160 167V166H159ZM172 167H173V165H172ZM229 167V166H228ZM241 167V166H240ZM244 167V166H243ZM247 167V166H246ZM83 168V167H82ZM110 168H117L116 166H114V164H113V167L111 166ZM143 168V167H142ZM148 168V167H147ZM149 168H150V166H149ZM158 168V167H157ZM162 168H164V165L162 166ZM166 168V167H165ZM167 168H171V167H167ZM226 168V167H225ZM239 168V167H238ZM248 169H249V166L247 167ZM263 168V167H262ZM84 169V168H83ZM118 169V168H117ZM145 169H146V167H145ZM229 169V168H228ZM242 169V168H241ZM143 170V169H142ZM142 170L139 172L140 174H141V172H142ZM152 169H150V172H152L151 171ZM166 170V169H165ZM170 169H167L166 171H169ZM171 170H172V168H171ZM230 170V169H229ZM239 170V169H238ZM238 170H235V171H237L238 172ZM243 170V169H242ZM247 169H245V171H246ZM144 171V170H143ZM155 171H157V169L155 170ZM155 171H154V178L155 177H157L156 175H155ZM227 171V170H226ZM232 171V170H231ZM248 171V170H247ZM262 171V170H261ZM85 172V171H84ZM163 172V171H162ZM170 172V171H169ZM218 172V171H217ZM237 172H236V174H237ZM239 172H241V170L239 171ZM238 172V173H239ZM243 172V171H242ZM133 172H132V174H134ZM153 173V172H152ZM168 173V172H167ZM167 173H165V175L167 174ZM105 174V173H104ZM139 174V175H140ZM142 174H144V172L142 173ZM146 174L147 173H145V176H146ZM163 174V173H162ZM235 174V175H236ZM244 174H246L247 175V173L246 172H244ZM110 175V174H109ZM111 175H113V174H111ZM135 175V174H134ZM138 175V174H137ZM186 175H188V174H186ZM219 175V174H218ZM226 175V174H225ZM224 175V176H225ZM238 175V174H237ZM114 176V175H113ZM112 176V177H113ZM120 176V175H119ZM136 176V175H135ZM170 176V174L168 173V175L166 176V177H169ZM92 177H93V175H92ZM121 177V176H120ZM137 177V176H136ZM135 177V178H136ZM147 177V176H146ZM144 178L145 179V181H147L148 179L147 178ZM162 177V176H161ZM164 178H165V176H163ZM192 177V178H193ZM241 177V176H240ZM107 178V177H106ZM114 178V177H113ZM123 178V177H122ZM200 178V179H201ZM254 178V177H253ZM261 178V177H260ZM104 179V178H103ZM141 179H143L142 178V175H141ZM167 179V178H166ZM191 179V178H190ZM195 179V178H194ZM197 179H199V178H197ZM199 179V180H200ZM225 179V178H224ZM251 179V178H250ZM101 180V179H100ZM137 180H140V178L139 179H137ZM161 180V179H160ZM168 180H170V179H168ZM171 180H173L172 178H171ZM170 180V181H171ZM198 180V181H199ZM217 180H218V178H217ZM221 180H223V179H221ZM107 181H108V178H107ZM110 181V180H109ZM117 181V180H116ZM135 181V180H134ZM150 181H151V179H150ZM169 181V182H170ZM175 181H176V179H175ZM189 181V180H188ZM261 181V180H260ZM119 182V181H118ZM121 182H122V180H121ZM124 182H125V180H124ZM123 182V183H124ZM156 182H157V180H156ZM172 182V181H171ZM230 182H232V181H230ZM241 182V181H240ZM122 183V184H123ZM173 183V182H172ZM175 183V182H174ZM259 183V182H258ZM108 184V183H107ZM114 184H116V183H114ZM120 184V183H119ZM125 184V183H124ZM154 184V183H153ZM161 184H162V182H161ZM171 184V183H170ZM186 184V183H185ZM262 184H264V183H262ZM7 185V184H6ZM151 185V184H150ZM149 185V186H150ZM165 185V184H164ZM172 185H174V184H172ZM191 185V184H190ZM198 185V184H197ZM231 185V184H230ZM253 185V190H254V186H256V185H254V184H252ZM128 186H130V185H128ZM149 186H148V188H149ZM171 186V185H170ZM202 186V185H201ZM232 186V185H231ZM141 187H144L142 184H141ZM145 187H147V186H145ZM145 187H144V191L143 192H148V190H147V188L145 189ZM173 188L171 189L172 191L171 192H168L167 191V193H165L164 192V190H163V188L160 186V187H152V188H149L150 189V191H151V193L156 197V196H158L157 198H160L159 200V203H158V207L159 208H161V211L162 212H164V213H166V214H168V215H170V216H179V215H182L181 216V218L183 219V217L185 218V216H186V213L189 211V210H191V209H189L188 207H186V205H188V202L191 200V202H192V200L194 199L195 200V204H194V206H193V213H194V216L192 217L193 219H194V217H195V220H197L196 221V223H197V225L195 224L194 226H195V228L196 229H194V231H193V234L191 235H189V234H187L186 232V236H185V233L183 234V236H185V237H182V236H180V238H182L180 241H178V243H177V246H176V248H177V251L180 253V255H179V257L177 256V259L175 258V261H177L178 260V258H180V263H189V264H192L193 262H194V264L196 263V264H223L220 260H217L216 258H214L212 255H214L213 253L215 252V250L214 249H212L211 247H209V246H207V244L203 241V238H202V236H203V234H204V230L202 229L203 227H202V221H201V218H203V217H201L203 214H201L202 213V211H203V208H201V206H200V204L198 203L199 202V198H194V197H192V195L191 194H189V189H188V187H186V186H183L182 184H181V182H178V179H177V183L174 185V186H172ZM198 187V186H197ZM258 187V186H257ZM256 187V188H257ZM262 187V186H261ZM8 188V187H7ZM7 188H5V189H7ZM252 188V187H251ZM263 188V187H262ZM107 189V188H106ZM113 189V188H112ZM165 189V188H164ZM170 191V190H169ZM233 191V190H232ZM206 192V191H205ZM208 192V193H209ZM234 192V191H233ZM239 192H241V189H239ZM255 192H257V191H255ZM235 193V192H234ZM151 194V195H152ZM198 194V193H197ZM197 194H194V195H197ZM233 194V195H232ZM264 194V193H263ZM107 195H108V192H107ZM209 195V196H210ZM250 195V194H249ZM18 195L16 194V195H14V196H12L13 198L15 197H17ZM199 196V195H198ZM211 196H210V198H211ZM11 197V196H10ZM155 197H154V199H155ZM195 197H197V196H195ZM212 197V198H213ZM223 197V198H222ZM258 197V196H257ZM257 197H256V199H257ZM12 198V199H13ZM145 198V197H144ZM17 199V198H16ZM15 199V200H16ZM202 199H203V197H202ZM262 199V198H261ZM9 200H10V198H9ZM130 200H132L129 196H128V198H127V200L125 201V200H123V199H121V198H118L116 201H115V208L116 209H120V208H122L123 207V209H124V207H125V209L127 210V208H128V206H127V204H128V202L130 201ZM157 200V199H156ZM204 200V199H203ZM207 200V199H206ZM12 201H14V200H12ZM138 201V200H137ZM147 201V200H146ZM146 201H144V203H143V208H145L146 207ZM158 201V200H157ZM173 201V202H172ZM197 201V202H196ZM226 201V202H225ZM259 201V200H258ZM227 202H229V203H227ZM249 202V201H248ZM151 203V202H150ZM156 202H154V204H155ZM190 203V202H189ZM207 203V202H206ZM213 203V202H212ZM218 203V202H217ZM237 203H240V204H234V206L232 205V208L234 207V209H235V207H236V209H235V212H231V213H235L234 215H236V213H237V211H238V209H239V207H240V209L242 208L241 206H238V205H242L241 204V202H237ZM250 203V202H249ZM254 203V202H253ZM24 204H26V203H24ZM148 204V203H147ZM192 205H193V203H191ZM207 204H209V202L207 203ZM219 204V203H218ZM252 204V203H251ZM161 205V206H160ZM191 205V206H192ZM39 207L40 205H39V202L37 201V200H33V201H31V203L29 204V208H32V207ZM157 206H155V207H157ZM185 206V207H184ZM237 206H238V208H237ZM256 206H257V204H256ZM27 207V206H26ZM105 207V206H104ZM133 207H135V206H133ZM132 207V208H133ZM177 207H180V209L179 208H177ZM217 207V206H216ZM228 207H231V205L230 206H228ZM227 207V208H228ZM259 207V206H258ZM28 208V207H27ZM213 208V207H212ZM214 209V208H213ZM223 209V210H224ZM142 210H144V209H142ZM153 210V209H152ZM228 210V209H227ZM230 210H232V209H230ZM237 210V211H236ZM243 210V209H242ZM247 210V209H246ZM122 212V211H121ZM239 212V211H238ZM256 212V211H255ZM254 212V213H255ZM223 213V212H222ZM230 213V214H231ZM244 214V218H246L245 216L247 215V218H249L248 217V211H244L243 212ZM214 214H216V213H214ZM224 214V213H223ZM253 214V213H252ZM261 214H262V212H261ZM123 216H124V213L122 214ZM219 215V214H218ZM221 215V214H220ZM232 215V214H231ZM166 216V215H165ZM188 216V215H187ZM186 216V217H187ZM223 216V215H222ZM222 216H216L215 218H212L213 220H215V221H211V222H215L214 224H215V227H216V231L214 230V233H215V237H216V239L215 240H217V242L218 241H222V242H227L226 243V245H227V247H229V249L227 250L228 252H229V254H230V256L232 257V259H233V256H234V252H235V243H236V241L238 240V238L234 235V229H233V232L230 230V229H232V228H235V227H232L231 228V226L226 222V220L222 217ZM237 216V215H236ZM257 216V215H256ZM121 217V216H120ZM168 217V216H167ZM212 217H214V215L212 216ZM242 217V219H243V221H244V223L242 224V225H244L245 226V224L247 225V223H245V220L246 219H244ZM240 218V217H239ZM260 218V217H259ZM258 218V219H259ZM161 219V218H160ZM186 219V218H185ZM188 219V218H187ZM209 219H211V218H209ZM129 220V219H128ZM158 220V219H157ZM195 220H193L194 222H195ZM206 220V219H205ZM248 220H250V219H248ZM248 220H246V221H248ZM161 221V220H160ZM167 221V220H166ZM240 221V220H239ZM256 221V220H255ZM162 222V221H161ZM169 223H170V221H168ZM184 223H185V220L183 221ZM241 222V221H240ZM250 222V221H249ZM7 223V222H6ZM168 223V224H169ZM4 224V223H3ZM56 224V223H55ZM167 224V223H166ZM165 224V225H166ZM187 224V223H186ZM213 224V223H212ZM250 224L252 225V227L254 226V228H257V225H259V224H257V225H253V223H252V221L250 222ZM250 224H249V226H250ZM9 225V224H8ZM141 225V224H140ZM188 225V224H187ZM241 225V224H240ZM264 225V224H263ZM262 225V226H263ZM163 226V225H162ZM170 226V225H169ZM186 226V225H185ZM193 226V227H194ZM214 226V225H213ZM249 226L247 227V226H245L244 228L245 229H247V228H249ZM260 226V225H259ZM166 227V226H165ZM261 227V226H260ZM62 228V227H61ZM65 228V227H64ZM167 228V227H166ZM262 228V227H261ZM261 228H259V230H261ZM250 229V228H249ZM252 230H253V228H251ZM263 229V228H262ZM67 230H68V227H67ZM88 230V229H87ZM237 230V229H236ZM257 230H258V228H257ZM1 231V230H0ZM59 231H61V230H59ZM171 231V230H170ZM173 231V230H172ZM183 231V230H182ZM262 232H264V230H261ZM261 231H257V232H261ZM167 232V231H166ZM168 232H169V230H168ZM209 232V231H208ZM61 233H62V231H61ZM213 233V234H214ZM235 233H236V231H235ZM5 234V233H4ZM169 234H171V233H169ZM247 234V233H246ZM246 234H244V235H246ZM261 234V233H260ZM66 234H64V236H65ZM237 235V234H236ZM262 235H264L263 233H262ZM67 236V235H66ZM149 236V235H148ZM169 236V235H168ZM213 236V235H212ZM261 236V235H260ZM170 237V236H169ZM227 237H228V239H227ZM163 238V237H162ZM165 238V237H164ZM179 238V239H180ZM213 240H214V238H213ZM215 240H214V244L216 243L215 242ZM247 240V239H246ZM175 242V241H174ZM222 242H221V244H222ZM173 243V242H172ZM27 245H30V246H34V244H33V242L32 241H28L27 243H26ZM60 244V243H59ZM175 244H176V242H175ZM212 244V243H211ZM213 244V245H214ZM238 244V243H237ZM236 244V245H237ZM156 246V245H155ZM159 246V245H158ZM160 246H161V244H160ZM173 246V245H172ZM215 246H217V245H215ZM219 246V245H218ZM221 246V245H220ZM17 247V246H16ZM28 247V246H27ZM12 248V247H11ZM167 248V247H166ZM13 249V248H12ZM217 251H218V249H217ZM216 251V252H217ZM13 252V251H12ZM170 252V251H169ZM172 252H173V249H172ZM215 252V253H216ZM13 253H15V252H13ZM30 253V252H29ZM179 253H176L175 252V255H177V254H179ZM209 253V255L210 254H212L211 256H210V258H208L207 257V254ZM12 254V253H11ZM16 254V253H15ZM0 255H1V250H0ZM14 255V254H13ZM19 255V254H18ZM208 255V256H209ZM9 256H10V254H9ZM171 256V255H170ZM236 257V256H235ZM63 258V257H62ZM167 258V257H166ZM170 258V257H169ZM168 258V259H169ZM153 259V258H152ZM167 260V259H166ZM9 261V260H8ZM11 262V261H10ZM164 262V261H163ZM167 262V261H166ZM24 263V262H23ZM34 263V262H33ZM161 263V262H160ZM176 263H179V262H176ZM232 263H233V261H232ZM237 263V262H236ZM235 263V264H236ZM32 264V263H31ZM54 264V263H53ZM60 264V263H59ZM169 264H172V263H169ZM240 264V263H239ZM261 264V263H260Z\"/></svg>",
  "mask_w": 264,
  "mask_h": 264
}]
</instances>
